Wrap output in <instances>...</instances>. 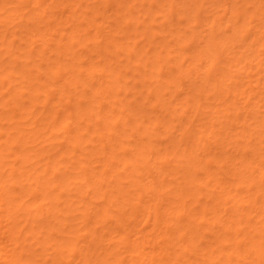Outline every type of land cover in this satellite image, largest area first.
<instances>
[{
	"label": "rangeland",
	"instance_id": "obj_1",
	"mask_svg": "<svg viewBox=\"0 0 264 264\" xmlns=\"http://www.w3.org/2000/svg\"><path fill=\"white\" fill-rule=\"evenodd\" d=\"M4 1V2H3ZM32 1V2H31ZM44 2L43 3H39V4H37V6H36V3H38V2H40V0L38 1V2H36V1H34V0H0V120L4 117V116H6V117H4L3 118V120H1L0 121V170H1V168H2V172L0 171V180L2 181V183H3V180H4V177L5 178H7V180H4L5 182H7V183H9V185H11L10 183H12V186H9L8 184H1L0 185V187H2L3 188V186H5L6 187V189H8L9 188V190H10V193L12 194V192H13V194L12 195H15V196H19V197H14V203H16V201H17V199L19 200V201H17L18 203L20 202L21 203V201H24V202H26L25 204H30V205H39L37 208H34V209H32L31 210V213L29 214L28 212H27V209H26V211H25V208H26V206H25V204H23V206H24V208L22 209V210H17L16 208H17V204L18 203H16V205L14 204L13 206H14V208L16 209V211H15V209H14V211L13 210H11V209H9V211L11 212V214H10V216L8 215V213H7V215H6V213L5 212H7V211H5V212H1L0 213V257H1V262L3 263V259H4V257H5V251H4V249L6 248H9V247H13V245H5V243L6 244H10V242H11V244L13 243L12 241H8L7 240V238H6V234H4V230L7 228V226L9 225V223H10V225H12V224H15V222L16 221H18V225L17 226H19V227H21V226H24V225H26L24 228H23V232H20V234L21 235H23V233H32L31 231L30 232H28V229L31 227V223H34V225H35V222H37L38 224L40 223V224H43V223H47V221H46V218H48V214H46L47 212H45V211H43V209L45 208V207H50V206H52L50 209H52L53 208V210L56 208V209H58V208H64V210L62 211V214H64V215H62L61 216V218L62 219H64L63 221H65V222H68V220L69 221H71V222H75L76 223V221L78 222V220H79V225H77V223L75 224V226L77 225V228H78V226L79 227H81L80 228V230L78 229V230H76L77 228L75 227H73L74 228V233H75V236H79V238H78V240L80 239V241H82L83 239V241L82 242H79V244L80 243H82L83 245L85 244V245H87V242L86 241H88V239H86L87 237H89V234L87 235V233H86V231L88 230V227H89V229H91L92 227H94L95 229L97 228V230L100 228V227H102L101 225H100V223L101 222H97V223H90V222H92L93 221V219L91 220V219H89V221L86 223L87 225H83V226H81L83 223H80V221L82 220V215H80V213H78L77 211H80V208H82L81 209V211L80 212H82V210L84 211V210H86L87 208H88V206L86 207V205H89V204H87V203H90V199L91 198H93V196L91 197V193L92 192H90L91 190H88V188L89 187H92L91 186V183H93V182H91V178H89V180L87 179L86 180V178H85V176H83L82 175V172H78V165H80L81 163V165H83V163H84V165H87V166H89V167H92V166H94V170H99L102 166V164H100L101 162H104V163H106L105 161H107V163H109L108 161H110L112 158H108L107 156L109 155L108 154V152L110 153L111 151H112V153H115V154H113V160H114V162L115 163H112L111 161V163L113 164V165H117V163H119V159H120V154L122 153V150L124 149L123 147H122V144H123V146H124V144H125V146L126 145H128V144H126V143H129V144H132V147L131 148H133V146L135 145L136 146V144H139V142H140V140H142V137H143V140L145 141V142H147V141H150V142H147V143H144V144H148V143H152L153 145H154V147H153V149H154V151H153V149H152V151H147L146 152V155H149V156H151V157H149L150 159H151V161H150V165L152 166V167H154V165L157 163L156 161H158V160H160V159H165L163 156L165 155L166 156V158L168 157V159L169 160H167V161H169V162H167V161H164L163 163V166L162 167H164L163 169H164V171L166 172V175L165 174H163V176H166V177H164V182L163 181H160L161 180V177H160V179H159V177H158V181H160V183H164L163 184V186H159V188L161 189V192H164L163 193V195L162 196H160L161 197V199L164 201V203L161 205L160 204V206H162L161 208H159V210H158V213H160V220H162L164 217H168V216H170V215H164V214H168L167 212H169V210H167L165 213L164 212H162L163 210H165L164 208L166 207V204L168 203V205H169V201L168 200H170V199H172V196H173V199L174 200H178V199H175V197H176V195L174 194L175 192H176V190H175V188L177 189V188H179V185H178V182H179V184L181 185V183L182 182H184L185 181V177L183 176L182 177V175H183V172H181V171H177V168L175 167L176 165H175V160H177V162L178 163H180L181 165H182V163L184 164L185 162V164L187 165V164H190V163H188L186 160H184V157H185V159H186V154H187V152L189 151V149H195V147L194 146H192V137L191 136H195L196 137V128H198V127H200L201 125L203 126L204 125V127H205V124L207 125V127L209 128H213V129H217L216 127H218L219 128V126H220V124L218 123V122H220V119H223V120H225V122H224V124H225V126L222 128V129H224L223 130V132H222V130H220L221 132H220V134H221V136H222V138H224V142L223 141H221V139H220V141H221V143L218 141V140H216V144H217V147H215L213 144L215 143V137H213L212 139H211V143L210 144H212V141H214V143L212 144V145H210V146H208V147H206V148H203V147H201V148H203V149H197V150H195L197 153H199V155L198 156H200V157H204L203 155L205 154V156L207 157L208 156V152L209 153H213V154H215L213 151H215V152H217V154L216 155H218V156H221L222 158H223V156H224V158L223 159H225L226 157L225 156H229L230 155V157H231V155L233 156V155H236L237 154V156H236V159H235V161H234V159L233 160H231V161H233L234 163L236 162V160L239 162V159H241V157H246L245 158V161H244V164H246L247 166H248V163H250V161H252L253 162V164H255V166H257V167H255L256 169H254V171H251L249 174L247 173V175H246V172L245 171H241V173H243V174H241V173H236V176L235 177H237L238 176V178L234 181V175H232V173L231 172H233L234 170H236V169H233L232 168V162H230V161H225L226 162V165H225V163H224V167H222V166H216L215 164H212V165H210L211 167H212V169L213 170H216V171H219L221 174H222V176H224V180H225V182H227L228 181V183H230L231 181V183L233 184V185H231V186H229L230 187V190H231V188H232V190H231V192H230V194H228L227 195V191H229L228 189H225L224 191H221L222 192V194H223V196H222V198L221 197H215L216 196V194H217V192H218V190L217 189H219V188H215V189H212L211 190V192L212 193H210L211 195L213 194L214 196H213V198L212 197H210V195H207L210 191L209 190H207L208 188H210V187H212L213 185H212V183H211V186L210 185H204V188H202L200 191H198V193H196L197 195V197H198V200H196V198L194 199V198H191L188 202H187V205L185 206V204H184V206L181 204V202H182V200L181 199H183V201H185L186 199H188L189 197H190V195H188L187 193H185V190H182L183 191V195H182V197L181 198H179V200L178 201H175V203L176 202H178V205L179 206H177V208L171 213V216L170 217H172V214L174 215L175 213V211H176V213H177V211H178V213L179 212H183V211H185V208L187 209V211L186 212H191V214H192V217H195L196 219H195V224H194V226H196L197 228H200L199 229V231H198V235L200 236H197L198 237V240L196 239V241H197V243H196V249H198V250H196L197 252H198V254H196L195 252H194V250H193V248H190L191 246L189 245V244H187V242H182V241H180L179 242V240H178V243H177V245H179V247L177 246V249H176V251L178 250V249H180V250H178L179 252L181 251V255L183 256L182 258H181V255H180V259H175V264L177 263V264H200L199 262H202V264H211V262H213L212 264H234V263H239V264H249L250 262H247V257L246 258H243L242 256L239 258V262L237 261V259H235L234 258V256H232V255H235V252H232V250H233V247L232 246H234V245H231V247H229L228 245H229V240H233L232 242H234V240L235 241H237V240H242V237H244L245 239L247 238V236L248 235H250V236H255V238H252L253 240H251V241H256V243H258V246H256L257 248L260 246L259 244H261V246H262V244H264V234H262V233H259L258 232V234H256L255 235V233H257V232H253V231H255V230H258L257 228H258V226L262 223L261 221H260V212L259 211H256V210H258V208L256 209L255 207V209H253L254 210V212H252L251 210H252V208H250L249 207V205L248 204H250V202H249V200H248V198H249V196H251L252 194H250L252 191H250L249 189H250V187L248 186V188H247V185H246V180L247 179H254V180H259L260 179V177L261 176H264V153H262V151H264V137H261L260 139L259 138H257L256 140H254V141H252V142H249L248 143V145L246 146L247 147V149H248V151L247 150H245V156H244V154H243V149L242 148H240L241 150L239 151V145H237L236 143L237 142H235V141H237L236 140V138L239 140V141H242L243 139H245L246 137H245V134H247L248 133V129H247V127H244V123L242 122L243 120V117H242V115H240V118L242 117V119H234V117H232V115L233 114H235L236 112H240V111H238V110H242L243 112H245V109L247 108V109H250V108H255V110L257 109V110H262V106H261V104H264V96H261L260 95V88H259V86H256V84L258 83V82H260V83H258V85H260L261 84V82L262 81H264V69H262V71L261 70H259L258 71V69L257 68H255V67H258L259 65L257 64V66L255 65V62L257 61V59H259L260 60V58H261V60H262V57H264V52H261L262 50L261 49H264V48H262V47H264V0H198V3H196L197 1L196 0H121L122 1V3L124 4H122L123 6H122V8H123V10H122V8H121V11H120V8L118 9L119 11H117L116 9H117V6L115 7V4L117 3V1L118 0H77V5L76 6H78V8H77V12H83V9H85V8H87V7H89L88 9H90V7H91V9H92V7H93V13L95 12V14H96V12H98L97 11V6H99V8H100V10H99V14H98V17H94V19H95V21H92V20H94V19H92L91 21L92 22H95L96 24H99V25H101V26H96L95 27V24H92L91 22H90V24H92L91 26H89L88 27V29H86L85 30V28L89 25H87V24H84V25H80V24H77L76 22H77V18H80L79 16H77L76 17V21H75V23L76 24H73L72 22H73V20L71 19V18H69V15H67V14H70L69 13V11H70V9H71V7H72V3H74V1H76V0H43ZM78 1H79V3H80V6H79V4H78ZM120 1V0H119ZM150 1H154V2H152L151 3V7L149 6L150 5ZM171 1V2H170ZM193 1V2H192ZM196 1V2H195ZM33 2H35V5H34V3ZM42 2V1H41ZM31 3V4H30ZM169 3H170V6H169ZM19 4V5H18ZM75 4V3H74ZM73 4V6H75ZM187 4L189 5L188 6V8L187 7H185V6H187ZM194 4V5H193ZM196 4V5H195ZM1 5H5L4 7L3 6H1ZM16 5H17V7H18V9L16 8ZM20 5H22V6H20ZM131 5V6H130ZM15 6V7H14ZM19 6L20 7H22V9L20 8L19 9ZM44 6H46V7H48V9H49V11H48V9L45 7L44 9H47V12H44V15L43 16H45V17H43V16H41V18L40 19H38L37 17H39V15H40V12L42 11V7H44ZM68 6H70L69 8H67ZM85 6H87V7H85ZM94 6H96V7H94ZM134 6V7H133ZM195 6V7H194ZM226 6H228L227 8H228V11L229 10H231V11H234V12H239L240 14V19H239V21H238V19L237 18H235L233 15H231L232 13H230V12H225L226 14H225V16L224 17H222L221 19L220 18H218V19H213L214 18V16H216V15H218V14H224V11H223V9L226 7ZM13 7V8H12ZM24 7V8H23ZM35 7V8H34ZM80 7H81V9H80ZM127 7H132L131 9H129V8H127ZM179 7V8H178ZM181 7H183V8H181ZM191 7L192 8H195V9H191ZM16 8V9H15ZM73 8V7H72ZM94 8H96V11H94ZM109 8V9H108ZM113 8H115V9H113ZM170 8V9H169ZM172 8V9H171ZM180 9V10H178V11H176V10H174V9ZM34 9H35V11H40L39 12V15L35 18L34 16H36L37 15V13L38 12H36V15H33V18H31V16H32V14H35L33 11H34ZM69 9V10H68ZM111 9L112 10H114V12L115 13H119L118 15H117V18L116 19H120V21H124L126 18V20H128V19H130V22L131 23H129L128 25H126V24H122V26H124L123 28H121L120 30L122 31V32H115V34L116 33H121V34H118V35H121V36H118V35H115V37L118 39V37H119V42L120 41H122L121 43V45L119 46V51L117 52V53H119V54H117L116 53V55L117 56H113V57H111V52H113V51H111V50H113V49H109L110 47L112 48V46H110V47H108V49H109V52H107V53H109V54H111V55H107V53H105L106 51H104L103 53H102V51L100 52V50H97V49H100V47H101V45L103 44V46L105 45V43L104 42H101L100 44H97V42H96V38L95 39H92V43L94 44V45H92L93 47H91V44L92 43H88V44H90V47L91 48H93V50L91 51V48L89 47V49H88V47H87V44H85L84 43V46L85 47H87V49H84L83 47H79V45H82V42L80 43L79 41H81V39L79 40H77V38H80L79 36H81L82 37V35H87V33H88V31L90 32V33H88V35L90 34L91 36H92V33H93V38L94 37H96V36H94V32H95V30H97V29H99V27H104L106 24H107V20H110V22L111 23H109L108 22V24H110V26L109 25H106V26H108L109 28L111 27V24L114 26V23H113V20H114V18L112 17L111 18V15H112V11H111ZM148 9V10H147ZM184 11H183V10ZM17 10V11H16ZM21 10V11H20ZM32 10V11H31ZM132 10H133V12H132ZM175 11V12H172V11ZM182 10V11H181ZM186 10H187V12H186ZM19 11V12H18ZM31 11V12H30ZM56 11H57V14H56ZM85 11V10H84ZM126 12L127 11V16L129 15V12L132 14V17H130V18H128L127 16H125V14L126 13H122V12ZM11 12H16L17 14H15V15H13L12 17L11 16H9V17H11V18H9V17H7L8 16V13H11ZM50 12L52 13L51 15H52V17H53V15L54 14H56V15H54V17L52 18H50L49 17V19L50 20H46L48 17H47V15L48 14H50ZM55 12V13H54ZM62 12V13H61ZM71 12V11H70ZM91 12V11H90ZM177 12H178V15H177ZM179 12H180V14H179ZM184 12V14H182V16L184 15H188V16H186V18L184 17V19L183 18H180V16H181V13H183ZM199 12V13H198ZM244 12V13H243ZM21 13H23V15L21 14ZM64 13V14H63ZM86 13V11L85 12H83V14L81 15L80 13V15L81 16H84V14ZM109 13V14H108ZM110 13H111V15H110ZM121 13V14H120ZM172 13V14H171ZM191 13V14H190ZM19 14H20V16H19ZM42 14V13H41ZM47 14V15H46ZM78 14V13H77ZM87 14V13H86ZM85 14V15H86ZM131 14H130V16H131ZM150 14V15H149ZM199 14V15H198ZM7 15V16H6ZM24 16V15H26V16H28L29 15V17H27V22H26V20H23V18H26V16L25 17H22V16ZM31 15V16H30ZM51 15H48V16H51ZM59 15H61V17L59 16ZM65 15H67V19L69 18V19H71V21H70V24H69V22L67 23V20H66V18L64 17ZM74 15H76V14H74ZM88 15V14H87ZM87 15L85 16V18L87 19ZM91 15V14H90ZM107 16V18H106V16ZM108 15L110 16V17H108ZM122 15V18L120 17V16ZM140 15V17H138ZM180 15V16H179ZM195 15H197L196 17H195ZM241 15H243V16H241ZM89 16V15H88ZM112 16H115V14H113ZM147 16V17H146ZM181 16V17H182ZM62 17H64L63 19H62ZM75 17V16H74ZM116 17V16H115ZM142 17V18H141ZM145 17V18H144ZM194 17H195V19H194ZM4 19L3 21H2V19ZM5 18H6V20H5ZM9 20H8V19ZM28 18H30V20H28ZM58 20H57V19ZM84 18V17H83ZM147 18V19H146ZM189 18V19H188ZM199 18H201V19H199ZM233 18H235V19H233ZM11 19V20H10ZM22 19V20H21ZM31 19H35V21H37V20H40L39 22H36L35 23V21L34 20H32L31 21ZM68 19V20H69ZM74 19V18H73ZM113 19V20H112ZM133 19V20H132ZM140 19H141V21H140ZM182 19V20H181ZM186 19V20H185ZM44 20L46 21V22H44ZM65 22H63V21ZM89 19H87L86 20V22L88 21ZM132 20V21H131ZM197 20V21H196ZM199 20V21H198ZM234 20H237V21H234ZM10 21V22H9ZM29 21H31V22H33V23H30ZM48 21L50 22V24H46V23H48ZM83 21H85V19H83ZM107 21V22H106ZM115 21V20H114ZM139 21V22H138ZM234 21V22H233ZM85 22V23H86ZM132 22H133V24H132ZM39 23V24H38ZM42 23H44V25L42 24ZM67 23V25H65ZM88 23H89V21H88ZM122 23H124V22H122ZM142 23V24H141ZM235 23H238V24H235ZM28 24V26L27 27H29L28 29H27V27H25V25H27ZM32 25V27H31V25ZM40 24H42L41 26H39ZM103 24H105V25H103ZM130 24H132V25H130ZM139 24V25H138ZM144 24V25H143ZM150 24V27H147L148 25ZM69 25H71V27L73 26V25H80V27L79 28H83V30H85V33L86 34H83L84 33V31L82 30V29H78V30H76L77 28H78V26H74V28H71V27H69ZM126 25V26H125ZM131 26V28H130V26ZM138 25V26H137ZM236 25V26H235ZM240 25H242L243 27L242 28H240L239 26ZM35 26V27H34ZM37 26H38V28H37ZM47 26V27H46ZM52 26H54V27H52ZM95 28H94V27ZM115 26H116V23H115ZM136 26H137V28H136ZM171 28H170V27ZM43 27V28H42ZM45 27V28H44ZM48 27H50V28H48ZM64 27V28H63ZM65 27H67V28H65ZM77 27V28H76ZM100 28V31L102 32V29L103 30H107L108 32L110 31V33H107L106 32V34H111V28L109 29V28H106V27H104V28ZM140 27V28H139ZM152 27V28H151ZM22 28H24V29H22ZM26 28V29H25ZM30 28H32V29H30ZM71 29V31H69L68 32V30H70ZM114 28V27H113ZM112 28V29H113ZM126 28V29H125ZM144 28H147V29H144ZM150 28V29H149ZM237 28H239L238 29V34L240 35H242V37H240L239 38V41H236V40H233L234 41V43H233V41L232 42H228V43H224L223 41H225L223 38H232V37H234L235 35L232 33V32H234L235 30L234 29H236L237 30ZM30 29V31L32 32H30V34H32V35H30L29 34V30ZM62 29H63V31H62ZM66 29V30H65ZM72 29H74L73 31H72ZM130 29V30H129ZM145 31H144V30ZM151 29H152V31H151ZM154 29V30H153ZM169 29V30H168ZM173 29V30H172ZM4 30V31H3ZM35 30V31H34ZM37 30H39L41 33L43 32V34H42V36H40L41 34H40V32L39 31H37ZM141 30V31H140ZM146 30H149L148 32L146 31ZM180 30H181V33L179 34V32H180ZM183 30H184V32H183ZM76 31H80L79 32V35H77L78 34V32H76ZM83 31V32H82ZM99 30H97L96 31V34L99 36V35H103L104 33H101L100 31L98 32ZM143 31V32H142ZM153 31H154V33H153ZM6 32H8V33H6ZM37 32V33H36ZM62 32H64V33H62ZM69 33V35L71 34V36L70 37H72V35L74 36V38H75V40H77V42L74 44V48H75V50H77L76 49V47L75 46H78V52L77 53H79V56L81 57V58H79V56H77V58L76 59H74V57H75V55H74V57H72V55L70 54V56L73 58H71L68 54V56L70 57H66V58H64L65 60L66 59H72V60H74V61H72V63L71 64H73L74 65V63H75V66L76 67H78V62H80V63H82L83 62V60H84V64L82 63V64H80V67L82 66V68L84 69V71H85V68H84V65L85 66H88V64H89V62H91L92 61V59L94 60L92 63H93V67H92V69L91 70H89L88 71V68L90 67V64H89V67L88 68H86L87 69V71H83L84 73H82L83 74V76L81 77V76H79L78 77V79L79 80H81V78H86V80L85 79H82L84 82H81V85L83 86V83L85 84V81H86V86H85V89L83 90V88H82V86L80 85V83H78V81L77 82H73V81H70L69 82V84L71 83V82H73V83H75L73 86H74V88H73V86L71 85L70 87H68L69 86V84H68V86H67V84L65 85V84H62V79H60V77L61 78H63V77H67V74L69 73L68 71V73L67 72H65L66 73V75H64L65 73L63 72V71H61V70H59V64L60 65H62L63 64V62L65 63V60L62 58V57H60L61 56V52H63V48H65V44H61V43H66L67 44V42H68V40H69V38L70 37H66L65 36V33ZM73 34H72V33ZM76 32V33H75ZM98 32V33H97ZM140 32V33H139ZM143 34H142V33ZM218 32V33H217ZM3 33H4V35H3ZM6 33V34H5ZM36 33V34H35ZM40 35H39V34ZM68 33L66 34L67 36H69L68 35ZM75 33V34H74ZM113 33H114V31H113ZM132 33V34H131ZM24 34H25V37H24ZM60 34H62V35H60ZM106 34H104V36H105V38L107 39V38H109L110 39V37H108V35H107V37H106ZM147 34V35H146ZM153 34V35H152ZM187 34V35H186ZM212 34L213 35H215L216 36V38L219 40L220 39V42H218L217 43V46H216V50L214 49V53L216 54V53H218V54H216V57H217V55H219L215 60H213L212 59V62L213 61H215V62H213L214 64L212 65V63H210V61H211V59L209 58V56H207V54H206V52L203 50V52H205L204 54L203 53H199V51H197L198 49H197V46H198V48L200 47L199 45H202L203 46V43L205 42L204 41V39L202 40V38H207L206 39V42H208V40H209V38H210V36H212ZM231 34V35H230ZM6 35V36H5ZM38 35V36H37ZM45 35V36H44ZM77 35V36H76ZM149 35V36H148ZM180 35V36H179ZM186 35V36H185ZM207 35V36H206ZM30 36V37H29ZM32 36V37H31ZM34 36L38 39V41H36L37 39H35L34 38ZM40 36V37H39ZM66 37V39H68V40H66L65 38H63V37ZM83 36L84 38H87L88 36ZM148 36V37H147ZM174 36V37H173ZM189 36H191V37H189ZM200 36V37H199ZM201 36H203V37H201ZM223 36V37H222ZM30 39H32L33 38V40H29V38ZM42 37H44V38H49L48 39V41H47V39H45V40H40L39 38H41V39H43ZM52 37V38H51ZM60 37V39H57V38H59ZM82 37V40L84 39ZM91 37V38H92ZM102 37V36H101ZM144 37H146L145 38V40H144ZM219 37H222V38H219ZM91 38H89V40H91ZM103 38V39H102ZM101 39H100V37H98V39H100V41L101 40H104L105 38L104 37H102ZM148 38H149V40H148ZM151 38V39H150ZM179 40H178V39ZM188 38V39H187ZM190 38H194L193 39V41H192V39H190ZM198 38V39H197ZM199 38H201V40L203 41V43H202V41L200 42V39ZM235 38H236V36H235ZM234 38V39H235ZM50 39H53L54 41H50ZM67 41V42H63V41H65V40ZM71 40L73 39V37L72 38H70ZM117 39H115V41L116 42H118L117 41ZM176 39V40H175ZM181 39H183V40H185V41H187V40H190V41H192V42H190V41H187V42H189V45L191 44V46L190 47H188L187 49H188V51L187 50H185L184 49V51L183 50H181L180 48H178V49H175L174 50V48H177L176 46L177 45H179L181 42L183 43V40H181ZM222 39H223V41H222ZM7 40V41H6ZM55 40H58V47L59 48H57V43L55 42ZM70 40V41H71ZM88 40V41H89ZM140 40V41H139ZM181 40V41H180ZM199 40V41H198ZM22 41V42H21ZM32 41V42H31ZM41 41V43H38V42H40ZM45 41V42H44ZM47 41V42H46ZM50 41V42H49ZM59 41H61V42H59ZM70 41H69V43H70ZM85 41V40H84ZM83 41V42H84ZM96 42V45L97 46H99L98 48H97V46L95 45V42ZM99 41V40H98ZM180 41V42H179ZM195 41H196V44L195 45H193L194 43H195ZM8 42V43H7ZM13 42V43H12ZM53 42V43H52ZM72 42V41H71ZM87 42V41H86ZM139 42V43H138ZM144 42V43H143ZM149 42V44L147 45V43ZM161 42V43H160ZM194 42V43H193ZM15 43V44H14ZM68 43V44H69ZM74 43V41L72 42V44ZM78 43V45H76ZM99 43V42H98ZM136 43V44H135ZM156 43H159V44H161V45H159V44H156ZM179 43V44H178ZM10 44H12L13 45V47H12V45H10ZM52 44H53V47L52 48H54V49H52V48H47V47H45L44 45H46V46H52ZM60 44H61V48H62V51H60L61 49H60ZM137 44H138V46H137ZM144 44H146V45H144ZM198 44V45H197ZM7 45H9V46H7ZM38 45V46H37ZM56 45V46H55ZM143 45V46H142ZM155 45V46H154ZM158 45V46H157ZM163 45L166 47H164L163 49V51H161V53H159L158 51L159 50H157V47H158V49H161V47H163ZM197 45V46H196ZM219 45V46H218ZM37 46V47H36ZM41 46H43V48L41 47ZM50 46V47H51ZM55 46V47H54ZM70 46H71V43L67 46V48L69 47L70 48ZM96 46V47H95ZM102 46V47H103ZM145 46V47H144ZM149 46V47H148ZM151 46H153L152 48H150ZM161 46V47H160ZM168 46V47H167ZM192 46H194V47H192ZM204 46H205V44H204ZM203 46V47H204ZM12 47V48H11ZM21 47V48H20ZM23 47V48H22ZM36 47V48H35ZM41 47V48H40ZM44 47L45 48H47V50H44V51H46V52H44L43 51V49H44ZM72 47H73V45H72ZM71 47V48H72ZM94 47H95V49H94ZM128 47V48H127ZM160 47V48H159ZM173 47V48H172ZM212 47V46H211ZM17 48H19V51H18V49ZM30 48H32V50L30 49ZM35 48V49H34ZM58 50H57V49ZM68 48V50H70ZM74 48H72V50H71V52L73 51V49ZM79 48H80V50H79ZM97 48V49H96ZM141 48V49H140ZM149 48V49H148ZM171 49L172 51H169V50H167L168 51V54H169V56H171L172 58H171V60H167V61H165L166 59H167V51H165L166 49ZM9 49V50H8ZM29 49V50H28ZM36 49H40V51H41V49H42V56L40 55V54H38V53H41L40 51H37L38 53H36ZM48 49H52V50H49L48 51ZM84 49V50H83ZM103 48H101V50H102ZM128 49H130V51L128 50ZM140 50L139 51V53H138V51H136V50ZM146 49H147V51L148 50H151V51H148V52H146ZM201 48H199V50H200ZM56 50H57V52H59V54L56 52ZM67 50V49H66ZM141 50H143L142 52H141ZM217 50H218V52H217ZM245 50H246V52H245ZM261 50V51H260ZM22 51V52H21ZM30 51V52H29ZM52 51H55V52H52ZM80 51V52H79ZM93 51H94V53H93ZM98 51V52H97ZM126 51H128L129 53L127 54V52ZM135 51V52H134ZM185 53V56H184V53ZM185 51H187V52H185ZM193 51V52H192ZM196 53H195V52ZM48 52H50V54H48ZM70 52V53H71ZM133 52V53H132ZM153 52V53H152ZM157 52V53H156ZM197 52H198V54H197ZM259 52H261V53H259ZM25 54V55H23V54ZM32 53V54H31ZM45 53V54H44ZM73 53H74V51H73ZM81 53H83L85 56H83V54L81 55ZM93 53V54H92ZM97 53V54H96ZM103 54V56H101L102 54ZM107 56H109V57H107L106 58V55ZM130 53L132 54V55H134V56H132L131 57V55H130ZM143 53V54H142ZM183 53V54H182ZM244 53V54H243ZM30 54V55H29ZM34 54V55H33ZM36 54V55H35ZM52 54V55H51ZM56 54H58V56H59V58L57 57V55ZM121 54V55H120ZM140 54H142V55H140ZM146 54H147V56H146ZM156 54V55H155ZM162 54V55H161ZM166 54V55H165ZM178 56H177V55ZM180 54V55H179ZM188 54H190V55H188ZM197 56H196V55ZM200 54V55H199ZM201 54H203L202 55V57H201ZM206 54V55H205ZM14 55V56H13ZM23 57V59H21L22 57ZM41 56V58H36V56L38 57V56ZM45 56V59H44V56ZM47 55H49V56H47ZM54 55H56V56H54ZM87 55H88V57H87ZM98 55H99V57L101 56V58L103 57V61H102V63H99V62H101L100 60V58L98 57ZM114 55V54H113ZM138 55V56H137ZM144 55H145V57H144ZM152 55V56H151ZM154 55V56H153ZM165 56L164 57V62H168V63H166L165 64V68L167 69L166 71H165V68L162 70V75L161 74H159V76H161V77H159L158 76V74H156L157 72H155V71H157V70H159L157 67H158V64H159V59L157 60V58H158V56ZM198 55H199V57H201V58H197L198 57ZM205 55V56H204ZM243 55V56H242ZM245 55H247V56H249V57H246ZM15 56L17 57V56H20V57H18L17 59L15 58ZM29 56V57H28ZM53 56V57H52ZM32 57V58H31ZM42 57H43V59H42ZM46 57H48V58H46ZM64 57V56H63ZM94 57H96L95 59H94ZM134 57H137V58H134ZM139 57H140V59H139ZM142 57H143V59H142ZM150 57V58H149ZM179 57V58H178ZM186 57V58H185ZM190 57V58H189ZM195 57V61L197 60V62H193V58ZM256 57H257V59H256ZM20 58V59H19ZM28 58V59H27ZM52 58V59H51ZM78 58L79 59H82L81 61H78ZM86 59V61H85V59ZM89 60H88V59ZM98 58V59H97ZM109 58H110V60L111 61H113V60H117V64H115V62H113V66H115V68L116 67H118V69H120V71H121V73H122V70L124 71L123 72V78H122V76H121V80H119L118 82H119V84H121L122 85V83L121 82H123V86L125 87V89H124V87L123 86H121V85H118V83H117V85H118V87L120 86L121 88H120V90H119V93H117L118 92V87H117V91L115 92L114 91V94H115V96H113V98H109L111 101H109V99L107 98V100H105L104 98V94L103 93H101L102 92V89L107 85V84H104L105 82H107V81H105L104 79H105V77L106 78H108L107 76H105L106 75V73H104V71H103V69H105V67H106V65H108V66H110L111 67V70L113 71H110L111 73H113L114 74V72L116 73V71L118 70L117 68L115 69L114 67H113V69H112V65H109ZM113 58V59H112ZM166 58V59H165ZM212 58V57H211ZM219 58V59H218ZM25 59H27L26 61H25ZM31 59V60H30ZM41 59V60H40ZM46 59H48V61L46 60ZM51 59V60H50ZM56 59H59V60H56ZM97 59V60H96ZM107 59V60H106ZM131 59V60H130ZM136 59V60H135ZM174 59V60H173ZM179 59H180V61H179ZM208 59V60H207ZM210 59V60H209ZM217 59H218V61H217ZM246 59H248V61L246 60ZM23 60V61H22ZM30 60V61H29ZM33 60H35V61H33ZM42 60H44V61H46L45 63H47V64H50V63H48V62H53V64H52V62H51V64L53 65V67L51 68L52 70H47V68H46V65L47 64H45V63H43V64H45L44 65V67H43V65L42 66H40L41 64H40V62H44V61H42ZM50 60V61H49ZM55 60L56 61H58V62H55ZM77 60V61H76ZM109 60V61H108ZM143 60V61H142ZM144 60H145V62H144ZM148 60V61H147ZM260 60V61H261ZM17 61H18V63H17ZM28 61V62H27ZM34 62V63H31V62ZM38 61V62H37ZM68 60H66V62H67ZM88 61V62H87ZM95 61H97V63L101 66H103V69H102V66H101V68H100V66L99 65H97V66H95ZM99 61V62H98ZM108 61V62H107ZM127 61H130V63L128 62L127 63ZM249 62V65H248V67H247V65L245 66V64L247 63V62ZM69 63H70V60L68 61ZM74 62V63H73ZM95 62V63H94ZM104 62V63H103ZM139 62V64H137ZM142 62V63H141ZM189 62V63H188ZM192 63V65H193V63H194V65H196V69L194 68V66L193 67H191V69H193V70H191L190 69V67L189 66H187V64L189 65L190 64V66H191V63ZM24 63V64H23ZM69 63H67V64H69ZM123 64V66H122V64ZM145 63V64H144ZM146 63H147V65H146ZM156 63V64H155ZM174 63H176V64H181V68H183L180 72H177V69L175 68V67H173V68H175V69H170V67H169V65L170 64H174ZM182 63H184V64H182ZM22 64V65H21ZM27 64H28V66H27ZM30 64H31V66H30ZM110 64H112V62H110ZM115 64V65H114ZM125 64H126V66H125ZM128 64V65H127ZM145 66H144V65ZM155 65V67L153 68V67H151V66H153V65ZM209 64V65H208ZM210 64H211V66H210ZM39 65V66H38ZM55 65H56V67H55ZM104 65H105V67H104ZM120 65H121V68H120ZM131 65V66H130ZM139 65V66H138ZM140 65H141V67H140ZM241 65H242V67H241ZM251 65H252V67H254L255 69H253V68H251ZM262 65H264V63H262L259 67L260 68H262L261 66ZM32 66H37V67H39L38 69L39 70H42L41 71V73H39V71L37 72V70H33L34 68H29V67H32ZM99 66V67H98ZM125 66V67H124ZM129 66V67H128ZM133 66V67H132ZM138 66V67H137ZM157 66V67H156ZM166 66H168L169 67V71H168V67H166ZM230 67V71L228 70H226V68L227 67ZM244 66V67H243ZM48 67V66H47ZM97 67L99 68V69H102L101 71H103V72H97L98 70H96L97 69ZM109 67V68H110ZM136 67V68H135ZM188 68V71H186L187 70V68ZM241 67V68H240ZM9 68L11 69L10 70V72H9ZM20 68V69H19ZM42 68H44V69H42ZM58 68V69H57ZM65 69V71L68 69L67 67V69L65 68V66H63L62 65V69ZM93 68H94V70L96 71H94L93 72ZM123 68H127L128 70H129V72H127V74L125 73V69H123ZM157 68V69H156ZM259 68V69H260ZM24 69V70H23ZM28 69H32V70H28ZM61 69V68H60ZM107 69H108V67H107ZM106 69V71L105 72H107V74H108V70ZM136 72V74L134 75L133 73H134V71ZM147 69V70H146ZM150 69H152L153 70V72L152 71H150ZM186 69V70H185ZM190 69V70H189ZM257 69V72L255 71ZM23 71V74L26 72L28 75H31V73L32 74H35L36 75V73H37V77H38V81H43L44 83H46V81L45 80H47V83L45 84V86H46V88L49 90H46L47 92V98L44 96V97H42L44 94H43V92H42V90L45 88H42V90L40 89V91L42 92L41 93V95H40V97H38L37 95H36V98H35V95H33V94H31L30 92H27V91H30V90H28V88L30 87L27 83L28 82H26V79L28 80V78L27 77H22L21 76V74H22V71ZM54 70V71H53ZM61 71V73H59V72H55V71ZM69 70V69H68ZM116 70V71H115ZM142 70V71H141ZM172 70V71H171ZM184 70L186 71V72H188L189 74H190V72L189 71H191L192 73H191V75H188L187 73H185L184 72ZM29 71V72H28ZM48 71V72H47ZM50 71H52V73L54 72V73H57L59 76L57 77V78H55V76L56 75H54L53 77H52V74H50ZM91 71V73H89ZM133 71V72H132ZM142 73H141V72ZM164 71V72H163ZM197 71V72H196ZM225 71H227V72H225ZM252 71H255L254 73V75L252 74ZM45 72H47V73H45ZM137 72H139V73H137ZM219 72H221V73H219ZM259 72V73H258ZM8 73V74H7ZM19 75H18V74ZM44 73V74H43ZM89 73V74H88ZM102 73V74H101ZM125 73V74H124ZM130 73V74H129ZM143 73H145V74H143ZM179 73V74H178ZM199 73V74H198ZM222 73H226L227 74V76H234L236 79H240V78H244L243 79V81H241L240 82V85L238 86V89H236L235 90V92H238V91H240V90H244V95L246 96V97H248L249 96V94H253V93H255L254 91H256V89H258L259 88V92H257L255 95L256 96H254V98L250 101V103H248V104H246V105H244L245 103V101L244 100H246L245 99V97H240L239 95V97L238 96H236V98H235V96H233V94L234 93H230L229 92V94L227 93V92H223L224 93V99L223 100H225L226 99V102H227V104H228V107L227 108H230V109H227V111H228V113H231L232 115H230L231 117H229V116H223V115H221V117L220 116H218V115H220V114H222V112L220 113H215V114H213V116H214V118H211V117H213L212 116V113H214L213 112V110L215 111L216 110V108H219V109H221L223 106H221L220 105V100H222L221 99V96H220V94H219V97H218V93H216V87H214V84L215 83H218V81H221V78H220V74H222ZM12 74V75H11ZM39 74H40V78H39ZM49 74V75H48ZM60 74H61V76H60ZM81 74V75H82ZM92 74H94L93 76H92ZM151 74V75H150ZM166 74H168V75H166ZM197 74H198V77H197ZM209 74H211L210 76H209ZM251 76H250V75ZM257 74V75H256ZM5 75V76H4ZM48 75V76H47ZM88 75H89V77H88ZM91 75V76H90ZM100 75H102V76H100ZM144 75L146 76L147 75V78L148 79H145V77H144ZM157 75V76H156ZM178 77H177V76ZM196 75V76H195ZM201 75H203V77L201 76ZM208 75V76H207ZM148 76H150V77H148ZM152 76H154L153 78L154 79H152L151 77ZM174 77V78H171V77ZM196 78H195V77ZM201 76V77H200ZM205 76H206V78H205ZM249 76V78H246V77H248ZM2 77H5V78H2ZM12 77V78H11ZM42 77V78H41ZM46 77V78H45ZM49 77V78H48ZM102 77H104V78H102ZM144 77V78H143ZM163 77H166V78H164V80L166 79V80H169V81H171V80H173L172 81V83H170L169 85L171 86H165L164 84L165 83H163L162 81L163 80H161V79H163ZM180 77V78H179ZM259 79H258V78ZM8 78H11L10 79V81H9V79ZM21 78V79H20ZM53 78H55V79H53ZM94 78V79H93ZM127 79V80H124V79ZM150 78H151V80H150ZM159 78H161V79H158ZM193 78H195L197 81H196V83L198 84H200L201 83V81H202V83H204V85H205V83L207 82V84L205 85V87H202L203 86V84L201 83L200 85H201V88L198 86V88L200 89V91L198 92V95H197V97H196V95L194 94V93H196V92H194V91H192L191 92V90L188 92V90L190 89V87H189V84H191V79H193ZM200 80H199V79ZM255 78H257L256 79V81H255ZM5 79V80H4ZM17 79H18V81H17ZM20 79V80H19ZM53 79V80H52ZM88 79V80H87ZM104 80V82H102L103 80ZM143 79H145L144 81H143ZM171 79V80H170ZM203 79V80H202ZM4 80V81H3ZM8 80V81H7ZM13 80V81H12ZM24 80H25V82H24ZM100 80H102L101 82H100ZM134 80H136L135 82H138V84H136V83H134ZM138 80H140V81H138ZM148 80V81H147ZM155 80H157V81H155ZM178 80H180V81H178ZM2 81V82H1ZM17 83H16V82ZM63 81H64V79H63ZM98 81H99V83H101L100 85L102 86V84H104L103 86H102V89H101V91H99L98 92V90L100 89L99 88V86H98ZM129 81V82H128ZM146 81V82H145ZM154 81V82H153ZM211 81L212 82V84L213 85H211V83H209V82ZM228 81V80H227ZM258 81V82H257ZM4 82L6 83V84H4ZM92 82V83H91ZM126 82H127V85H126ZM225 82L226 81H222V84H223V86L222 87H225ZM60 83H61V85H60ZM76 83H78V85L76 84ZM133 83L134 84H136L137 86H135V85H133ZM150 83V84H149ZM4 84V86L2 87V85ZM12 84V85H11ZM24 84V85H23ZM48 84V85H47ZM125 84V85H124ZM162 84V85H161ZM172 84V85H171ZM198 84V85H199ZM220 84V83H219ZM6 85H7V87H6ZM10 85V86H9ZM18 85V86H17ZM60 85V86H59ZM62 85H65L64 87L62 86ZM75 85H77V86H75ZM80 85V86H79ZM255 85V86H254ZM262 85H264V83H262L260 86H262ZM15 86V87H14ZM21 86V87H20ZM140 86V87H139ZM159 86H161V87H159ZM163 86V87H162ZM195 86H197L196 84H195ZM253 86L254 87H257L256 89L255 88H253ZM13 89H12V88ZM25 87V88H24ZM28 87V88H27ZM78 87V88H77ZM92 87V88H91ZM122 87H123V89H122ZM130 87V88H129ZM144 88V91L143 92H139V90H141L140 88ZM262 87H264V86H262ZM9 88H11V90L9 89ZM45 88V89H46ZM57 88V89H56ZM59 88H60V90H59ZM61 88H63V89H61ZM64 88H66V90H64ZM80 88V89H79ZM86 88H87V90H86ZM95 88H99V89H96L95 90ZM129 88V89H128ZM131 88H134V90H135V93H133L134 91H132V89ZM154 88H156V89H154ZM176 88V89H175ZM15 89V90H14ZM20 89H22L21 91H20ZM27 89V90H26ZM44 89V90H45ZM68 89V90H67ZM71 89V90H70ZM77 89L79 92H77V93H79V95H78V97L81 95V97H79V98H77L76 96H77V94H76V91L75 90ZM138 90V93H136L137 92V90ZM151 89H153V94L152 95H150L149 97H148V92H149V90H151ZM175 89V90H174ZM203 89V90H202ZM230 89H232L231 87H230ZM234 89V88H233ZM5 90H7L6 92H4ZM58 91V92H53V91ZM62 90H64V92L66 93H62V94H64V96H66V98L62 95V94H59L60 92H62ZM80 90H83V92L82 91H80ZM86 90V91H85ZM91 90H92V92H91ZM97 92V94H98V98L96 97V100H97V102H98V99H102V100H99V102H98V104L100 103V102H102L103 100V105L100 103V106L102 107V109H101V107L99 106V107H97V108H100L99 110L100 111H98V109H95V107L96 106H94V108L92 107V112L94 111L97 115H98V113H97V111L98 112H100L99 113V115H98V117H97V115L95 116V113H94V115L93 116H95V117H97V118H100V119H97V120H99L98 121V123H96L95 121H94V124H93V120H95V118L92 120L91 118L90 119H88L87 117H86V115H85V117L86 118H84V114L86 113L85 111L86 110H84L87 106V102L86 101H80L79 99L81 98V100H86V97H88V98H90V96H91V98L93 97L92 95L93 94H91V93H93V92H95V91ZM143 90V89H142ZM156 90H158V93L156 94ZM202 90V91H201ZM262 90H264V89H262ZM10 91H12V93H10ZM21 92V93H18V92ZM52 91V92H51ZM67 91L69 92V95H71L72 94V96L74 95V94H76L75 95V97H72V96H70V98H69V95L67 96ZM132 91V92H131ZM152 91V90H151ZM161 91V92H160ZM258 91V90H257ZM24 94H23V93ZM82 92V94H80ZM86 92V95L87 96H83L82 97V95H83V93H85ZM88 92V93H87ZM194 92V93H193ZM15 94L13 97H12V94ZM27 95H26V94ZM45 93V92H44ZM45 93V94H46ZM49 93H51V94H49ZM53 93V94H52ZM71 93V94H70ZM89 93L91 94V95H89ZM132 93H133V95L135 96V95H139V96H137L136 97V99L134 100V102L135 103H133L132 105L130 104L129 105V101L131 100V99H133V95H132ZM216 93V94H215ZM9 94V95H8ZM11 94V95H10ZM96 94V93H95ZM155 94V95H154ZM26 95V96H25ZM34 97H33V96ZM57 95H61L60 96V98L59 97H55V99H52V98H54V96H57ZM85 95V94H84ZM102 95H103V97H102ZM158 95V96H157ZM194 95V96H193ZM262 95H264V94H262ZM23 96V97H22ZM31 96V97H30ZM102 98H101V97ZM10 97H11V99H10ZM51 97V98H50ZM100 97V98H99ZM194 97V98H193ZM195 97L198 99L197 100V102L198 103H202V105H201V109L200 108H194V102H195ZM12 98H14V100L12 101ZM34 98V99H33ZM57 98V99H56ZM84 98V99H83ZM8 99H10L11 100V102H9V100ZM31 99V100H30ZM47 99H49L48 101H49V103H47L48 101H47ZM60 99V100H59ZM112 99H116L117 100V102L115 103V102H113L112 101ZM194 99V100H193ZM7 100V101H6ZM53 100L54 101H58L59 103L61 102V104H59L58 102L56 103V104H53V106H52V102H53ZM67 100V101H66ZM77 100H78V102L80 101L81 103L80 104H85V105H81V107H80V104L77 102ZM15 101V102H14ZM47 101V102H46ZM74 101V102H73ZM75 101L77 102V103H75ZM107 101V102H106ZM6 102H8V104H6ZM12 102L13 103H15V105H17V103H18V107L17 106H15L16 108H18V109H16V108H14L13 106L14 105H11L12 104ZM72 102V103H71ZM86 102V103H85ZM108 102H110V104L108 103ZM112 102V103H111ZM55 103V102H54ZM96 103V102H95ZM141 103H142V106H141ZM47 104L49 105V106H47ZM77 104H78V107H80L79 108V110H76V107H77ZM97 104V103H96ZM134 104H137V105H139V107H140V111H138L137 112V114H135L136 115V117H138L141 113H143L144 114V116L143 117H141V116H139V118H138V122L140 123V126H143V125H145V124H148V122H150L151 123V125H155V123L157 124L158 122L157 121H159L160 120V122L159 123H161L160 125H158V127H156V128H154V129H152V132H150L151 134H148V135H146L145 133V135H141V136H139L140 135V132H135V134L133 135L132 134V136H131V134H130V136L128 135L131 131H133L134 129H125V135L123 136V140H121V139H119V137L117 138V137H115L116 136V134L115 133H117V131L119 130V128L122 130V126H121V122L120 121H122V120H120L119 122H118V124L117 125H115L116 126V128H115V126H114V124L112 123V126L114 127V132L115 133H113V131H112V134L111 133H106L105 134V132H106V129L104 128V125H103V120H102V114H103V112L105 111L106 112V110H108L109 112H110V114H111V116H113V115H115V116H113V117H115L116 118V115L118 116V115H121V116H124V113H126L127 115L130 113H136V107H134ZM154 104V105H153ZM187 104H188V106L189 105H191V107H188L187 106ZM46 105V106H45ZM76 107H75V106ZM110 105H112V106H110ZM126 105H128V106H126ZM144 105V106H143ZM151 105L153 106V109L152 110H150L149 108L151 107ZM220 105V106H219ZM23 106V107H22ZM55 106V107H54ZM56 106H57V108H56ZM85 108H84V107ZM110 106V107H109ZM122 106V107H121ZM185 106V107H184ZM193 106V107H192ZM244 107L245 109H242V107ZM257 106L259 107V108H257ZM20 107V108H19ZM23 109H22V108ZM33 107V108H32ZM46 107V108H45ZM48 107H49V109H48ZM51 107H52V109H51ZM61 109H60V108ZM68 107H70V108H68ZM149 107V108H148ZM188 107V108H187ZM234 107H236V108H234ZM25 108V109H24ZM34 109L35 108V110H33V111H35L34 113H33V111L32 110H30V109ZM44 108V109H43ZM54 108V109H53ZM122 108V109H121ZM41 109H42V111H41ZM51 109V110H50ZM57 109V110H56ZM65 109H67V111L65 110ZM81 109H83V111H84V114H82L83 115V117L81 118V116L78 118V116L80 115H77L76 114V111L77 112H80V110ZM89 109L90 108H88V111H89ZM110 109V110H109ZM114 109V110H113ZM186 109V110H185ZM21 110H22V112H21ZM30 111V113H27L28 111ZM56 112H55V111ZM71 110V111H70ZM91 110V109H90ZM141 110H142V112H141ZM185 110V111H184ZM222 110V109H221ZM254 110V109H253ZM253 111V112H256V114L254 113V115L253 116H256V117H252V118H250L248 121H247V123L248 122H251V121H254V120H256V119H258L259 120V122H261L260 120L262 119V117H264V116H259V113H257L258 111ZM32 111V112H31ZM39 111H40V113L42 112V115H45V117L44 116H42V115H40V113H39ZM47 111V113L48 114H44L45 112ZM54 111V112H53ZM59 111V112H58ZM64 111L67 113V115H64ZM75 111V112H74ZM113 111V112H112ZM124 111V112H123ZM223 111V110H222ZM12 112H13V114H12ZM51 112H52V114H54L55 115V113H57L56 114V116H58V118L56 117V116H54L53 115V117H51ZM108 112V113H109ZM140 112V113H139ZM146 112V113H145ZM172 112H173V114H172ZM243 112H240V114H243V116H244V114H246V113H243ZM260 112V111H259ZM8 113V114H7ZM22 113V114H21ZM24 113V114H23ZM33 113V114H32ZM38 113H39V115H38ZM60 115H59V114ZM69 113H71L70 115H68ZM73 113V114H72ZM203 113V114H202ZM261 113V112H260ZM262 113H264V112H262ZM15 114H16V116H15ZM32 114V116L31 117H29L30 115ZM35 114V115H34ZM51 114V115H50ZM77 116H76V115ZM109 114V115H110ZM129 114V115H130ZM217 114V115H216ZM9 115V116H8ZM12 115H14V116H12ZM33 115H34V117L35 116H37V117H35V118H38V116H40L39 117V119H36V120H34L35 118L33 117ZM64 115V116H63ZM73 115V116H72ZM75 115V116H74ZM104 115V114H103ZM126 115V116H127ZM145 115H146V117H145ZM172 115H174V119H171L170 121H169V126L171 127V126H174V127H172L171 128V130L170 131H166V125H163L162 123H164L166 120H167V118L168 117H171ZM261 115V114H260ZM262 115H264V114H262ZM93 116H92V118H93ZM110 116V117H111ZM202 117V119H201V117ZM234 116V115H233ZM49 119H48V118ZM56 117V118H55ZM75 117V118H74ZM113 117L112 118H109V119H113ZM24 119V120H22V119ZM34 118V119H33ZM141 118H142V120H141ZM260 118V119H259ZM43 119H45V120H43ZM51 119H52V121H51ZM55 119V120H54ZM108 119V120H109ZM117 119H118V117H117ZM143 119H145V120H143ZM149 119V120H148ZM17 120H19V121H17ZM32 120H33V122H32ZM42 120H43V122H42ZM55 121V123H53L52 124V122H54ZM111 120H109V121H111ZM140 120V121H139ZM226 120H228V121H226ZM20 121H21V123H20ZM36 121V122H35ZM37 121H39V122H37ZM57 121V122H56ZM113 121V120H112ZM131 121H132V119H131ZM231 121V122H230ZM42 122V123H41ZM45 122H47V123H45ZM89 122H91V123H89ZM100 122V123H99ZM43 123H45V124H43ZM51 123V124H50ZM95 123L97 124V126H95V127H98L99 129H97V130H94V125H95ZM127 123H130V120L127 122ZM214 123V124H213ZM218 123V124H217ZM221 123V122H220ZM70 124V125H69ZM87 124L88 125H91V126H89V128H93V130H94V132H92V131H90L91 129H89L88 127H87ZM17 125V126H16ZM45 125V126H44ZM63 125H66V127H68V128H66L65 126H63ZM68 125V126H67ZM119 125V126H118ZM184 125H186V126H189L188 127V132H186V136H183L184 134H183V129L182 128H184ZM210 125H212V126H214V127H211ZM246 125V124H245ZM51 126V127H50ZM76 126L78 127V128H76ZM117 126H118V128H117ZM121 126V127H120ZM228 126V127H227ZM15 127V128H14ZM19 127V128H18ZM43 127H45V128H43ZM47 127V128H46ZM76 129V133H78V135H79V133L80 132H82L79 136L81 137H78V135H77V138H79V139H81V140H83V144L81 143L80 144V146L79 147H76L75 149H73V147H71V146H68V141L70 140L71 141V139L72 138H70V136L72 137V133H74L73 131H74V128ZM100 127H102V129L100 128ZM113 127L111 128V127H109V128H111V129H109L107 132H109L110 130H112L113 129ZM70 128V130L72 129L73 131H72V135L69 133V132H71L70 130H69V134H70V136L69 135H66V133H67V130L66 129H69ZM87 128H88V130H87ZM104 128V129H103ZM209 128V129H210ZM9 129V130H8ZM64 129V130H63ZM81 129V130H80ZM15 130H16V132H15ZM18 130H19V132H18ZM23 130H24V132H27V133H31L30 134V137H29V139H28V137L26 138L25 136L27 135L28 136V134L26 133V135L24 134V132H23ZM41 130V131H40ZM66 130V131H65ZM77 130H79V131H77ZM85 130V131H84ZM38 131V132H37ZM40 131V132H39ZM102 131L104 132V134H105V136H104V134L102 133ZM141 131V130H140ZM227 131V132H226ZM261 131L262 132H264V127H261ZM4 132V133H3ZM22 132H23V134H24V137H22L23 136V134H22ZM64 132V133H63ZM85 132H86V134H85ZM182 132V133H181ZM192 133V134H190V133ZM196 132V133H195ZM5 133H8V135L6 134L5 135ZM16 133V134H15ZM33 133H34V135H33ZM142 133V132H141ZM75 134V133H74ZM85 134V135H84ZM101 134H103V136L104 137H101L100 135ZM114 134H115V136H114ZM182 134V135H181ZM189 134H190V136H189ZM12 135V136H11ZM14 135V136H13ZM21 135V138L22 139H20L19 140V138L17 137V136H20ZM33 135V136H32ZM38 135H39V137H38ZM64 135H66L67 137H69V138H67V137H65ZM198 135V134H197ZM8 136H10V137H8ZM64 136V137H63ZM73 136H75V135H73ZM83 136H84V139L85 140H87L88 139V144L87 143H85V140L83 139ZM113 136V137H112ZM145 136V137H144ZM188 136V137H187ZM193 136V138H195ZM226 136V137H225ZM6 137H7V139H9V143H5V141L7 140L6 139ZM62 137V138H61ZM147 137V138H146ZM189 137H191V139H189ZM13 138V139H12ZM18 138V139H17ZM32 138H34V140L32 139ZM104 138V139H103ZM243 138V139H242ZM5 139V140H4ZM16 139H17V141H16ZM67 139H69V140H66ZM214 139V140H213ZM23 140V141H22ZM233 140V141H232ZM10 141H11V143H10ZM28 141V142H27ZM69 141V142H70ZM218 141V142H217ZM5 143V145H4V143ZM16 142V143H15ZM19 142V143H18ZM20 142H21V144H20ZM235 142V143H234ZM255 142H256V145L254 146V148H252L253 147V145L255 144ZM24 143H26V144H24ZM239 143V142H238ZM1 144H3V145H1ZM13 144V145H12ZM24 144V145H23ZM112 144V145H111ZM209 144V143H208ZM237 146H236V145ZM17 145H19V146H17ZM65 145V146H64ZM87 145V146H86ZM218 145H219V147H218ZM2 146V147H1ZM14 146V147H13ZM25 148H24V147ZM52 146V147H51ZM54 146V147H53ZM64 146V147H63ZM124 146V147H125ZM131 145H129V147H130ZM226 147V148H223V147ZM3 147H5V149L3 148ZM56 147V148H55ZM111 147H113V148H111ZM128 147V146H127ZM126 147V149L127 150H125L124 149V153H125V157H128V159L129 158H131V156H132V149L131 148H127ZM220 147H222V148H220ZM234 147H238V148H234ZM10 148V149H9ZM17 148V149H16ZM45 148V149H44ZM50 148V149H49ZM60 148V149H59ZM218 148V149H217ZM234 148V149H233ZM252 148V149H251ZM2 149H4V153L2 154V152H3V150ZM40 149V150H39ZM58 149V150H57ZM72 149V150H71ZM131 149V150H130ZM211 149V150H210ZM222 149V150H221ZM226 149V150H225ZM236 149V150H235ZM251 149V150H250ZM2 150V151H1ZM64 150L66 151L67 150V153H65V155H63V153H64ZM130 152H129V151ZM219 150H220V155H219ZM255 151V153L253 154V151ZM12 151V152H11ZM37 151V152H36ZM126 151V152H125ZM156 151V152H155ZM221 151H222V154H221ZM225 151V152H224ZM237 151H239V152H237ZM246 151H247V153L249 152V154H247L246 153ZM8 152V153H7ZM152 154H150V153ZM242 152V153H241ZM38 154V156H37V154ZM79 153H81V157L82 156H84L83 158L84 159H81L80 160V157H79ZM105 153H107V154H105ZM112 153H110V154H112ZM123 153V154H124ZM148 153V154H147ZM1 154H2V156H1ZM33 154V155H32ZM43 154V155H42ZM72 154H75V155H73L72 156ZM123 154H121L122 156H124ZM131 154V156L129 157V155ZM210 154V155H211ZM243 154V155H242ZM247 154V155H246ZM251 154H253V155H251ZM28 155V156H27ZM31 155V156H30ZM35 155V156H34ZM114 155H115V157H114ZM185 155V156H184ZM16 156H18L17 158H16ZM26 156V157H25ZM32 157V158H30V157ZM41 156H43V157H41ZM63 156V158H61ZM105 156H106V158H105ZM110 156H112V155H110ZM109 156V157H110ZM239 156V157H238ZM20 157V158H19ZM29 157V158H28ZM40 157H41V159H40ZM117 157H118V159H117ZM124 157V158H125ZM206 157L204 158L205 160H206ZM221 157H218V158H221ZM235 157V156H234ZM233 157V158H234ZM3 158V159H2ZM5 158V159H4ZM51 160H50V159ZM249 158V159H248ZM19 159V160H18ZM23 161H22V160ZM25 159V160H24ZM56 159V160H55ZM77 161H76V160ZM88 159L90 160V163H89V161H88ZM117 159V160H116ZM127 159V160H128ZM172 159V160H171ZM203 159V160H204ZM3 160V161H2ZM36 160H38V161H36ZM43 160H44V162H43ZM123 160V159H122ZM204 160V161H205ZM16 161V162H15ZM49 163H48V162ZM85 161V162H84ZM97 161H99V162H97ZM156 163H155V162ZM163 161V160H162ZM185 161V162H184ZM25 162V163H24ZM43 163V164H41V163ZM54 162V163H53ZM81 162V163H80ZM129 162V160L126 162V163H128ZM13 164V166H10L11 164ZM32 163V164H31ZM51 163H52V165H51ZM92 163V164H91ZM98 163V164H97ZM106 163V164H107ZM159 163V162H158ZM157 163V164H158ZM6 164H9V165H7L8 167H6V168H4V166L6 165ZM37 164V165H36ZM47 164H49V165H47ZM123 164L125 165V162H123V161H121L120 162V164H118L117 165V167H116V172L117 171H120L121 172V174L123 175L124 174V172H125V169H124V172H123ZM147 164H149L148 162H147ZM154 164V165H153ZM171 164V165H170ZM185 164L184 165H182V166H184L185 167ZM203 164H204V162H203ZM252 163H250V165H251ZM43 165H45L44 167H43ZM54 165V167H53V169L55 168V171L54 172H52L51 171V169H52V166ZM76 165V166H75ZM91 165V166H90ZM96 165V166H95ZM109 165H111V164H109ZM149 165V166H150ZM159 165V164H158ZM158 165H157V167L155 166V168L156 169H148V170H150V172L153 174H155V176H156V171H157V168H158ZM215 165V166H214ZM239 165V163H237V164H233V166L234 167H236V166H238ZM2 166V167H1ZM14 166H16V167H18V169H19V166H20V172L19 171H15V172H17V173H14L15 175L16 174H19L20 173V175H9V174H6V176H9V178H13V179H9L8 177H6L5 176V173H7L6 171H8L9 172V167H13V168H15ZM42 166V167H41ZM46 166H49V167H47V168H45ZM104 166V165H103ZM108 166V165H107ZM119 166V167H118ZM148 166V167H149ZM166 166V167H165ZM169 166V167H168ZM188 166V165H187ZM98 167V168H97ZM105 167V166H104ZM111 167V166H110ZM218 167V168H217ZM67 168V169H66ZM95 168H97V169H95ZM103 168V167H102ZM101 168V169H102ZM130 168V167H129ZM132 168V167H131ZM17 169V168H16ZM15 169V170H16ZM38 170L39 171V173H40V171L41 172H43V173H45V174H42L41 175V173L40 174H38L37 173V171H35V170ZM44 169V170H43ZM46 169V170H45ZM48 169V170H47ZM52 169V170H53ZM145 169H147V167L146 168H143L142 169V167H141V175L139 176H137V178L136 179H139V180H141L142 182H139V183H148L149 182V179H152L151 177H148L147 176V174L146 173H148V172H146V170ZM160 169V168H159ZM185 169H188L187 167L185 168ZM190 169V168H189ZM233 169V170H232ZM56 170H58V171H56ZM143 170H145V171H143ZM238 170V169H237ZM28 171H29V173H28ZM31 171H33L32 173H33V175H31L30 176V174H32L31 173ZM46 171H48V172H46ZM50 171L52 172V174H54L55 173V175H53V177H54V179H53V177H52V175H51V173H50ZM195 171V170H194ZM199 171H201V170H199ZM197 172L196 174H192L193 175V177L195 178L194 180H192L191 181V185H190V188L191 189H189L188 188V192H193V190H196V188H198L199 187V183L201 182V181H204V179H203V177H204V175L205 174H203V172ZM114 172V171H113ZM142 172H143V174H142ZM10 173V172H9ZM37 173V174H36ZM48 173V174H47ZM115 173V172H114ZM151 173H150V175H151ZM200 173V174H199ZM229 173V174H228ZM2 174H3V176H2ZM36 174V175H35ZM221 174H217V176L218 175H221ZM232 175L230 178L228 177L229 175ZM240 174V175H239ZM38 175H41V176H38ZM47 177H46V176ZM59 175V176H58ZM121 175V176H122ZM149 175V174H148ZM226 175H228V176H226ZM243 175H245V176H243ZM17 177V178H15V177ZM19 176V177H18ZM33 176V177H32ZM42 176H43V178H42ZM48 176H49V179H48ZM50 176H51V178H50ZM58 176V177H57ZM61 176V177H60ZM154 176V175H153ZM162 176V177H163ZM226 176V177H225ZM29 177H30V179H32L31 181L29 180ZM35 177V178H34ZM38 177V178H37ZM39 177H40V179L42 178V180H40L39 179ZM55 177L56 178H58V180L56 179L55 180ZM66 178V180H64L65 178ZM70 177V178H69ZM97 177V176H96ZM122 177H125L124 175L122 176ZM233 177V179L232 180H230L231 178ZM64 178V179H63ZM112 177L110 176V179H111ZM135 178V177H134ZM184 178V179H183ZM228 178H229V180H228ZM20 179V180H19ZM24 179V180H23ZM38 179H39V181H38ZM50 180V181H54L53 183L51 182V186H50V188H49V194H48V192L47 191H45L46 189H44V187H43V189H44V191H42L43 189H40L41 187L40 186H38V187H36V185L37 184H39L40 185V182L41 181H43V180ZM122 179V178H121ZM8 180H9V182H8ZM23 180V181H22ZM62 180H63V182H62ZM124 180V179H123ZM182 180H184V181H182ZM26 181H27V183H26ZM35 181H36V183L37 184H35ZM59 182V183H57V182ZM61 181V182H60ZM89 181L91 182L90 184H89ZM93 181V180H92ZM29 182V183H28ZM108 182V181H107ZM181 182V183H180ZM32 183V184H31ZM61 183V184H60ZM110 183H112V181H110ZM114 183L115 182H113L112 184L114 185ZM25 184H26V186H25ZM35 184V185H34ZM52 184H53V186L54 185H56V184H59V185H61V187L60 186H58V187H56L55 189L53 188L52 189ZM66 184V185H65ZM111 184V185H112ZM124 184V186H129V188L131 189V191H134V192H136L137 190L136 189H134V187L136 186V184L135 185H130V184H132L130 181H129V183H127V182H123L122 183V185ZM3 185V186H2ZM7 185V186H6ZM79 185H81V190L83 191V193L85 194V195H82L83 193H80L79 191H78V188H79ZM110 185V186H111ZM182 185H184V183H182ZM34 187L35 188V190H36V188H38L37 189V195H36V199H35V194H31V192L30 191H28L29 189H31V187ZM57 186V185H56ZM63 186V187H62ZM141 186V185H140ZM156 186H158V185H156ZM192 186V187H191ZM4 187V188H5ZM8 187V188H7ZM10 187H11V189H10ZM29 187V188H28ZM33 187H32V189H31V191L32 190H34L33 189ZM88 187V188H87ZM137 187V186H136ZM184 187H188V185L186 186H184ZM201 187H202V185H201ZM227 188H228V186H226ZM225 187V188H226ZM3 188V189H4ZM87 188V190H85ZM213 188V187H212ZM1 189V188H0ZM3 189H1L2 191H3ZM27 189V190H26ZM174 191H173V190ZM186 189V188H185ZM13 190V191H12ZM23 190H25V191H23ZM62 190V191H61ZM143 187L141 186V189L139 190L142 194H144V192H143ZM178 190V189H177ZM192 190V191H191ZM197 190H199V189H197ZM16 192V194H15V192ZM21 191H22V193H21ZM44 192V193H42V192ZM52 191V192H51ZM63 192V193H61V192ZM78 191V193L76 194V192ZM86 191V192H85ZM214 191V192H213ZM19 192V193H18ZM29 194V195H27V193ZM131 193L132 195L133 194H135V193ZM60 193H61V195H60ZM80 193V194H79ZM87 193H89V194H87ZM114 193H116V192H114ZM113 193V194H114ZM166 193V194H165ZM236 193V198H238L237 196H239L240 197V199H239V201L237 202L236 201V204H237V206H240L241 208H243L242 210H240L239 212H242V214H244V216L246 215V216H248L249 217V219H251V220H249V221H247V224H246V226L250 223V221L253 223L252 224V227H251V224H249L248 226H250V227H245V225H244V222L242 221V224L241 225H238L237 223L235 224L236 226L238 225L239 226V235H238V237L237 238H235L234 239V233H231V234H229L228 236H229V238L226 240V242L228 241V243L226 244L225 242H223L225 245H224V247H222L221 249L219 248L220 246H219V242H218V240L219 239H221V238H223V236H221V237H219V239L218 238H216L217 237V233L218 232H221V231H216V229L217 228H214V227H218V230L219 229H221V227H219V226H214L213 227V219H215V217H216V219L218 218V216H213L214 214L215 215H217V214H220L221 215V218H220V220L222 219V216H224L223 214H225V216L223 217V218H226L230 213H232V202L234 201L235 202V199L236 198H234V197H232L233 199L231 200V199H228L229 197H230V195H232V194H235ZM261 193V192H260ZM18 194V195H17ZM43 194V195H42ZM149 195L151 194V195H153L152 193H148ZM187 196H185V195ZM250 194V195H249ZM262 194H264V192H262ZM22 195V196H21ZM32 195V196H31ZM53 195V196H52ZM59 196V200H60V197H61V200L63 199L64 201H59L58 200V198L57 197H55V196ZM82 195V196H81ZM249 195V196H248ZM65 198H64V197ZM68 198H67V197ZM70 196V197H69ZM115 196V195H114ZM138 197V194L137 195H135V197ZM143 197L142 198H139V199H137L138 200V202L139 201H141L139 204H140V206H141V204H142V206H143V204H146V200L148 199L149 201H150V203H152L151 202V200L152 201H155L156 202V200H154L155 199V197H154V199H151L150 197H152V196H150V197H145V196H148V195H142ZM175 196V197H174ZM227 196V197H226ZM229 196V197H228ZM21 197V198H20ZM31 197V198H30ZM132 197V196H131ZM133 197H134V195H133ZM145 197V198H144ZM178 197V196H177ZM224 197V198H223ZM262 197H264V196H262ZM261 196H260V198H262ZM52 198V199H51ZM55 198H56V201H55ZM151 200H150V199ZM185 198V199H184ZM209 198V199H208ZM25 199V200H24ZM32 199H34L35 201H33ZM51 199V200H50ZM72 199V200H71ZM95 199V198H94ZM142 199V200H141ZM144 199V200H143ZM156 199H157V197H156ZM225 199H227V200H225ZM57 200H58V202H57ZM69 200H71L70 202H72V203H68L69 202ZM100 200V199H99ZM98 200V198L96 199V203L95 202H93L92 203V206L94 207V209H93V211L94 210H96V206H99L100 205V207H101V205L103 204L102 203V201L100 200L99 201ZM166 200V201H165ZM207 200V201H206ZM219 200V201H218ZM224 200V201H223ZM237 200V199H236ZM247 200H248V202H247ZM32 201V202H31ZM131 201H133L132 200V198H131ZM148 201V202H149ZM206 201V203L205 204H207V205H205L204 204V202ZM231 201V202H230ZM36 202V203H35ZM50 202V203H49ZM56 202V203H55ZM61 202H63V204H61ZM143 202H145V203H143ZM167 202V203H166ZM170 205H173L172 203H173V200H170ZM220 202V203H219ZM34 203V204H33ZM64 203L66 204V205H64ZM68 203V204H67ZM99 203H101V204H99ZM154 203V202H153ZM223 203V204H222ZM60 204V205H59ZM113 204L114 205H112L111 207H114L115 206V210L113 211V209L111 208L110 210H111V212H116V207H117V204L118 203H116L115 204V202H113ZM194 204V205H193ZM91 205V204H90ZM96 205V206H95ZM119 205V204H118ZM138 205V204H137ZM202 205H205V206H208L209 207V209L206 211V212H203V206ZM212 205V206H211ZM214 205H216L214 208H212ZM231 205V206H230ZM243 205H244V207H243ZM33 206H30L31 208H33ZM55 206V207H54ZM58 208H57V207ZM62 206V207H61ZM64 206V207H63ZM92 206H91V210H89V211H92ZM251 206V205H250ZM42 207V208H41ZM80 207V208H79ZM218 207L220 208V209H218ZM77 208H78V210H77ZM98 208V207H97ZM222 208V209H221ZM240 208V209H241ZM8 209V208H7ZM55 209V210H56ZM98 209H100V208H98ZM97 209V210H98ZM218 209V210H217ZM4 209L2 208L1 209V207H0V211H3ZM24 210V211H23ZM45 210V209H44ZM46 210H49V208L48 209H46ZM137 210H138V213L140 214H137V216H136V218H135V216L133 217L134 219V222H133V220L131 221V223L129 224V228H128V231H129V233L127 234L128 235V239H127V243L129 242V243H131L135 238H137V236H138V238L137 239H139V237H140V235H141V237H142V239L141 240H144L147 236V238H151L150 240H152V243H149V245L152 247V245H153V248H147L146 250H145V252H148V255L150 254L151 255V251H152V253L153 252H155V254L157 253V251H158V246H160V244H163V245H161V246H166V243H165V241L164 242H161V243H159L160 242V239L162 238V236L160 235V233L162 234V232L164 231V233H165V228H164V226H161V225H163L164 223H168V221H163L164 219L166 220V218H164L162 221L164 222L163 224L161 223L160 224V220H159V223H157V224H153L154 222H153V220L152 219H154L153 218V216L152 217H150V220L148 219L147 220V211L146 210H144V208H142L141 210V212H140V208H139V206H137ZM202 210V211H201ZM220 210V211H219ZM17 211H19L18 213H17ZM21 211H23V213L21 212ZM136 211V210H135ZM216 211H218V212H216ZM14 212H15V214L17 213V214H19V215H17V216H19V217H22V219L24 220V221H21L19 218L16 220V218H17V216H14L15 214H14ZM26 212V213H25ZM38 212H40V213H38ZM41 212H42V214H41ZM124 212H126V214L128 215V213H129V210H127V211H124ZM145 214H144V213ZM162 212V213H161ZM258 212V213H257ZM21 213V214H20ZM44 213V214H43ZM92 213V212H91ZM13 214V215H12ZM27 214V215H26ZM163 216H162V215ZM255 214H259L257 217H256V215ZM6 215V216H5ZM13 217H12V216ZM24 215V216H23ZM31 215V216H30ZM36 215V216H35ZM43 215V216H42ZM44 215H46V216H44ZM176 215V214H175ZM4 216V217H3ZM7 216H8V218L10 217V219H8L7 218ZM31 218H30V217ZM73 216V217H72ZM80 216V217H79ZM91 216H92V214H91ZM181 216H183V219L181 220V219H179L180 221V224L182 223V224H184L186 221L184 220L185 218V216H184V214L183 215H181ZM241 217H244L243 215H240ZM24 217V218H23ZM30 218L31 220H33L34 222H31L30 224V226L28 225L29 224V222H30V220H28L27 218ZM65 217V218H64ZM70 217V218H69ZM214 217V218H213ZM2 218H4V219H2ZM6 218L9 220L8 222H7V220H6ZM12 218V219H11ZM13 218H14V220H13ZM42 218V219H41ZM80 218V219H79ZM91 218H93V216L91 217ZM174 218V219H173ZM213 218V219H212ZM259 218V222H257V219ZM45 220V222H44V220ZM57 218H55V220H56ZM216 219H215V221H216ZM1 220H3V222L1 221ZM10 220H13V221H11L10 222ZM42 220V221H41ZM47 220H49V218L47 219ZM112 220V219H111ZM111 220H109V221H106L107 223L109 222L110 223V225H109V229L108 230H110L111 232L109 233V234H111L112 232V234L111 235H116L117 233L118 234H120V235H122V229L120 230L119 228H120V226H118V228H117V224L115 225L114 223L116 222V220L115 221H111ZM173 220V221H172ZM175 220H176V218L175 217H172V218H170L169 219V221L171 222V224H172V226L174 225V223L173 222H175ZM218 220V219H217ZM244 220V219H243ZM253 220H255L256 222L254 223V221ZM135 221H137V222H135ZM161 221V222H162ZM184 221V222H183ZM200 221V222H199ZM245 221V220H244ZM73 222V223H74ZM106 222H104L105 223V226H103V227H105L104 229H106L107 228V225L109 224H106ZM139 222V223H138ZM5 223H7V224H5ZM23 223V224H22ZM89 223V224H88ZM112 223H113V225H115V228H114V226H112L111 228H113V230H111L110 229V226L112 225ZM176 223V222H175ZM194 223V222H193ZM4 224H5V229H4ZM19 224H21V226L19 225ZM38 224H36L35 226L36 227H34L33 229H34V233H38V234H40L39 236L38 235H34V236H36V239H34V236L32 235V236H30V237H27V234H24V237L23 236H21L20 234H18V242L20 241V240H22V241H20L19 242V244L21 243V244H23L24 245V250H26L27 248L30 250V248L32 247V249L34 250H30V251H32V254L36 257H34V256H30V255H27L26 253L24 254L25 255V257H24V255H23V258L26 260V258H27V261L25 262V260H23V262H25V263H30V264H46V263H48V264H51V263H53V261L51 262V260H52V258L55 256L54 255V253L52 252V249L53 248H51V249H49V248H45L46 246H44L43 247V244H41L40 242V245H38L39 243L37 242V241H40L41 240V237H42V239L44 240V241H47L48 243H49V239L51 238V240H53V241H60V239H61V237H62V235H63V233H57V234H52V236L50 237V235H48L49 233L47 232V231H38L40 228L38 227ZM39 224V225H40ZM102 224V223H101ZM169 224V223H168ZM171 224H169L170 225V228L172 227L171 226ZM179 224V223H178ZM177 224V225H178ZM201 224V225H200ZM256 224V225H255ZM3 225V226H2ZM89 225V226H88ZM158 229H160V231L163 229V231L162 232H160L159 231V229H158V231H156V229H155V227ZM157 225V226H156ZM159 225H160V227H159ZM253 225H255L254 226V228H253ZM2 226V227H1ZM27 226H29L28 228H27ZM57 227L59 226V224L57 223V225H56ZM98 226V227H97ZM212 226V227H211ZM236 226L234 227V228H236ZM83 227H85L84 229H83ZM91 227V228H90ZM154 227V228H153ZM161 227H163L162 229H161ZM174 227V226H173ZM172 227V228H173ZM37 228H39L38 230H37ZM42 228H45V227H42ZM62 227L61 226H59L58 227V229L60 230V232H61V229ZM87 228V229H86ZM122 228V227H121ZM138 228L140 229L141 228V230H142V233H141V231H140V233L139 232H137V230H138ZM169 228V230H171V232L173 231L172 229H170ZM208 228V229H207ZM213 228V232H214V234L212 233V234H210V233H208L211 229ZM233 228V229H234ZM251 230H250V229ZM2 229V230H1ZM134 229V230H133ZM175 229V228H174ZM210 229V230H209ZM215 229V230H214ZM249 229V230H248ZM255 229V230H254ZM45 230V229H44ZM66 230V229H65ZM68 230V229H67ZM82 230V231H81ZM100 230V229H99ZM107 230V229H106ZM107 230V231H108ZM136 230V231H135ZM79 231V232H78ZM208 231V232H207ZM246 231H248V233L249 232H251L250 234H248ZM3 232V233H2ZM80 232L82 233V235L80 234ZM85 232V233H84ZM89 232V231H88ZM170 232V236L169 237H173L172 236V233ZM210 232H212V230L210 231ZM232 232H233V230H232ZM33 233V234H34ZM90 233V232H89ZM108 233V232H107ZM132 233V234H131ZM159 233V235L161 236H158L157 234ZM163 233V234H164ZM175 233H176V231L174 232V235H175ZM216 233V234H215ZM4 234V235H3ZM41 234L43 235V236H41ZM62 234V235H61ZM85 234H86V238H83L84 236H85ZM109 234H106L107 235V237H105V240H107V238H109V237H111ZM162 234V235H163ZM262 234V236H260ZM2 235H3V237H2ZM26 235V236H25ZM46 235V236H45ZM60 235H61V237H60ZM105 235V236H106ZM109 235V236H108ZM119 235V236H120ZM145 235H146V237H145ZM214 235V236H213ZM5 236V237H4ZM21 236V237H20ZM41 236V237H40ZM50 238H49V237ZM55 236H58L57 237V240H55L54 238H55ZM119 236L117 237V235L113 238V240H110L109 242H112V243H107V244H112V247H114V248H117V249H119L120 248V246L121 245H123L121 242L119 243L118 241H119ZM155 237V238H153L152 239V237ZM216 236V237H215ZM227 236V234H226V237H228ZM252 236V237H253ZM26 237V238H25ZM40 237V238H39ZM47 237L49 238V239H47ZM52 237H53V239H52ZM64 237V236H63ZM63 237H62V240H63ZM91 237V236H90ZM156 237H159L160 239H159V242H158V238L156 239ZM4 238H6L5 240H4ZM38 238L40 239V240H38ZM45 238L47 239V240H45ZM102 238H104V237H102ZM134 238V239H133ZM231 238H233V239H231ZM249 238H251V237H249ZM259 238V239H258ZM26 239V240H25ZM36 240V242H37V244L36 243H34V244H32L33 242H34V240ZM112 239V238H111ZM118 239V240H117ZM156 239V240H155ZM178 239V238H177ZM176 239V237H175V240H177ZM256 239V240H255ZM7 240V241H6ZM24 240H25V242H24ZM32 242H31V241ZM131 240V241H130ZM209 240H212V241H209ZM259 240V241H258ZM5 241V242H4ZM53 241H51V242H53ZM102 241H104V240H102ZM139 241V240H138ZM205 241H208V242H205ZM220 241V240H219ZM223 241H225V240H223ZM9 242V243H8ZM26 242H28V243H26ZM31 242V243H30ZM50 242V243H51ZM104 242H106V241H104ZM104 242H102V243H100L99 245V247H101L100 249L98 248L97 250L99 251V252H101L102 251V249L103 248H105V244L106 243H104ZM150 242V241H149ZM166 242H167V240H166ZM172 242V241H171ZM174 242H176V241H174ZM205 242V243H204ZM217 242V243H216ZM242 242V241H241ZM244 242V241H243ZM54 243V242H53ZM118 243V244H117ZM129 243H128V245L126 246H121V250H125V249H123L124 247H128L129 248ZM154 243V244H153ZM180 243V244H179ZM235 243V242H234ZM30 244H32V245H30ZM36 244V245H35ZM121 244V245H120ZM183 244V245H182ZM208 244V245H207ZM245 244V243H244ZM244 244H242V247H241V249H244ZM22 245V246H23ZM102 245L104 246V247H102ZM181 245H182V247L183 248H180L181 247ZM192 245V244H191ZM205 245V246H204ZM211 245V246H210ZM2 246H3V248H2ZM6 246V247H5ZM78 246V245H77ZM107 246V245H106ZM203 248H205V250H206V254H212V255H215L214 256V258L212 257V256H210V255H203V257H201V252H202V247ZM39 247H42V248H39ZM175 246H173V248H174ZM194 247V246H193ZM194 247V248H195ZM19 248H21V246H19ZM26 248V249H25ZM39 248V249H38ZM173 248H172V246H171V249L173 250ZM201 248V249H200ZM206 248H208L209 249V251H208V249H206ZM230 248H232V249H230ZM249 248V247H248ZM259 248H261V247H259ZM262 248H264V247H262ZM27 249V250H28ZM43 249V250H42ZM47 249V251H45ZM64 249H66V251L68 250V248L67 247H65ZM149 249H151V251L149 250ZM155 249V250H154ZM170 248H168V251H170L171 250ZM193 251H192V250ZM228 249H230V250H228ZM249 249H251V252L249 253L250 254V259H252L251 258V255L254 253V249H252L251 247L249 248ZM26 250V252H28ZM128 250V249H127ZM172 250H171V252H172ZM183 250V251H182ZM214 250V251H213ZM227 250H228V252H227ZM51 251V252H50ZM69 251L70 250H68L67 252H64V257H62V258H64V260H66V261H64L65 263H67V264H76L77 262H78V259H79V257L77 256V254H78V249H77V253L76 254H72L71 255V253H69ZM119 251H120V249H119ZM210 251H213V252H210ZM231 251V252H230ZM239 251H240V248H239ZM242 251V250H241ZM240 251V252H241ZM253 251V252H252ZM4 252V254H2ZM49 252V253H48ZM104 252V251H103ZM122 252V251H121ZM124 252V251H123ZM122 252V255H120V253H119V258L121 257V258H123V259H121V261H119V258H118V260L117 259H115V258H111L110 257V259L108 260V262H107V264H110V262H113V260H114V262H113V264H117V262H119L120 264H131V260H130V258L128 257V254H127V252H125V253H123ZM165 252H166V250H165ZM193 252V254H195V256L193 255V254H191ZM208 252H210V253H208ZM227 252V254H232L231 256H230V258H227L226 257V253ZM243 252V251H242ZM51 253V254H50ZM66 253V254H65ZM45 254H47V255H45ZM52 254H53V256H52ZM67 254H69V255H67ZM126 254H127V256H126ZM154 254V253H153ZM218 256H217V255ZM221 254H222V256H221ZM79 255V254H78ZM104 255H105V252H104V254L102 253L100 256H101V259L104 257ZM185 255V256H184ZM254 255V254H253ZM3 256V257H2ZM44 256V258L42 259L41 257H43ZM48 256V257H47ZM74 256V257H73ZM77 256V257H76ZM125 256V257H124ZM193 256V257H192ZM198 256V257H197ZM208 256H210V258L212 259L211 261H210V258L209 259H207L208 258ZM217 256V257H216ZM219 256H221L220 257V259H219ZM30 257V258H29ZM34 257V258H33ZM38 257V258H37ZM45 257H47V258H49V261H50V263H49V261L48 262H44L45 261ZM127 257V258H126ZM155 257H156V255H155ZM40 258V259H39ZM77 258V259H76ZM99 258V257H98ZM98 258H97V260H95V261H93L94 263H92V264H96L95 262H98L97 264H105L104 262H106V261H101V259H100V262H99V260H98ZM189 258V259H188ZM201 258V259H200ZM218 258V259H217ZM243 258V259H242ZM174 259L172 258V261H174ZM228 259H230V260H228ZM249 258H248V261L250 260ZM69 260H71V261H69ZM157 261L158 260V258H157V260H156V258H154L153 260H152V263H153V261ZM176 260H178V261H176ZM218 260V261H217ZM243 260H244V263H243ZM63 261V260H62ZM62 261H59L58 260V262H60L61 264L62 263H64V262H62ZM145 261H146V259H145ZM145 261H143V263H146ZM208 261V262H207ZM210 261V262H209ZM1 262H0V264H1ZM116 262V263H115ZM149 262V261H148ZM147 262V263H148ZM151 262V261H150ZM149 262V263H150ZM179 262V263H178ZM231 262V263H230ZM84 263H87V262H83L82 261V263H77V264H84ZM157 264H159V262H156ZM155 263V264H156ZM172 263H174V262H172ZM90 264V263H89ZM134 264H142L140 261H136V262H134Z\"/></svg>",
	"mask_w": 264,
	"mask_h": 264
},
{
	"label": "bare ground",
	"instance_id": "obj_2",
	"mask_svg": "<svg viewBox=\"0 0 264 264\" xmlns=\"http://www.w3.org/2000/svg\"><path fill=\"white\" fill-rule=\"evenodd\" d=\"M2 1V0H1ZM34 1H36V2H38L39 0H34ZM42 1V2H41ZM197 1V2H196ZM195 2L196 3H198V0H196ZM4 2V1H3ZM32 2V1H31ZM44 1L43 0H40V2H38V3H36V6H37V4H39V3H43ZM77 0L76 1H74V3H72L71 5H72V7H71V9H70V11H69V13L70 14H67V15H69V18H71L72 20H73V22L71 21V19H67V15H65L64 17L66 18V20H67V23L69 22V24H70V21L73 23V24H82V25H84V24H89L86 28H85V30L86 29H88V27L89 26H91L92 24H95V27L97 26H101V25H99V24H96L95 22V19H94V17L96 18V17H98V14L100 13L99 12V10H100V8H99V6H97L98 8H97V11L98 12H96V14H95V12L93 13V7H92V9H91V7H90V9H88L89 7H87V6H85V7H87V8H85V9H83V12H85L86 11V13L89 15H87L86 13V15H87V19H89L88 21H89V23H88V21L86 22V18H85V14H84V16H81L82 14H83V12H77V8H78V6H76L77 5ZM152 2H154V1H150V7H151V3ZM171 2V1H170ZM193 2V1H192ZM34 3V5H35V2H33ZM31 4V3H30ZM73 4L75 5V6H73ZM78 4H79V6H80V3H79V1H78ZM123 3H122V1L120 0H118L117 1V3L115 4V7L117 6V11H119L118 9L120 8V11H121V8H122V6L124 5H122ZM153 4V3H152ZM19 5V4H18ZM194 5V4H193ZM196 5V4H195ZM1 6H5V5H1ZM20 6H22V5H20ZM19 6V9L21 8L22 9V7H20ZM131 6V5H130ZM169 6H170V3H169ZM188 4H187V6H185V7H187L188 8ZM15 7V6H14ZM38 7V6H37ZM46 6H44V7H42L41 9H42V11L40 12V11H35V9H34V13L35 14H32V16H31V18H33V15H36V12H38L37 13V15L36 16H34L35 18L39 15V12H40V15H39V17H37L38 19H40L41 18V16H43L44 15V12H47V9H48V7H46L47 9H44ZM70 6H68L67 8H69ZM94 7H96V6H94ZM134 7V6H133ZM195 7V6H194ZM228 6H226L224 9H223V11H224V14H218V15H216V16H214V18L213 19H218V18H222V17H224L225 16V14L227 13V12H230L231 10H229L228 11V8H227ZM13 8V7H12ZM16 8L18 9V7H17V5H16ZM15 8V9H16ZM24 8V7H23ZM35 8V7H34ZM127 8H129V7H127ZM132 7H130L129 9H131ZM179 8V7H178ZM181 8H183V7H181ZM79 9V8H78ZM80 9H81V7H80ZM109 9V8H108ZM113 9H115V8H113ZM170 9V8H169ZM172 9V8H171ZM191 9H195V8H192L191 7ZM45 10V11H44ZM69 10V9H68ZM82 10V9H81ZM85 10V11H84ZM122 10H123V8H122ZM148 10V9H147ZM174 10H176V11H178V10H180V9H174ZM172 11V12H175V11ZM183 10V9H182ZM181 10V11H182ZM185 10V9H184ZM183 10V11H184ZM17 11V10H16ZM21 11V10H20ZM32 11V10H31ZM30 11V12H31ZM44 11V12H43ZM48 11H49V9H48ZM91 11V12H90ZM94 11H96V8H94ZM111 13H112V15L113 14H115V16H112L111 15V13H110V15H111V18L113 17L114 18V20H113V23H114V26L111 24V27L113 28H111V34H106V32L107 33H110V31L108 32L106 29L105 30H103L102 29V32L100 31V28H102V27H99V29H97V30H99L101 33H104V34H106V37H107V35H108V37H110V39L109 38H105V36H104V34L102 35H97L96 34V31L97 30H95V32H94V36H96V37H92L93 36V33H92V36L89 34L88 35V33H90L89 31H88V33H87V35L86 36H88L87 38H84L83 36H85V35H82V37L84 38L83 40H82V37L81 36H79L80 38H77V40L79 39H81V41H79L80 43L82 42V45H79V47L81 46V47H83L84 49H87V47H88V49H89V47H90V44H88V43H92L93 41H92V39H97L96 40V42H97V44H100L101 42H104L105 43V45L103 46V44L101 45V47H100V49H97L99 46H97L96 45V42H95V45L97 46V50H100V52L102 51V53L104 52V51H106L105 53H107V52H109V49H113V50H111V51H113V52H111V54H109V53H107V55H111V57H113V56H117L116 55V53L119 51V46L122 44L121 42L122 41H120L119 42V37H118V39L115 37V35H118V34H121V33H116L115 34V32H118L121 28H123L124 26H122V24H126V25H128L129 23H131L130 22V19H128V20H124V21H120V19H116L117 18V15L119 14H117V13H115L114 12V10H112L111 9ZM227 11V12H226ZM19 12V11H18ZM131 12V11H130ZM129 12V15L127 16V11L125 12H122V13H126L125 14V16H127L128 18H130V17H132V12H133V10H132V12L130 13ZM186 12H187V10H186ZM226 12V13H225ZM233 12V13H232ZM42 13V14H41ZM55 13V12H54ZM62 13V12H61ZM78 13V14H77ZM81 15H80V14ZM199 13V12H198ZM230 13H232L231 15H233L235 18H237L238 19V21H239V17H240V13L239 12H234V11H231ZM244 13V12H243ZM15 14H17L16 12H11V13H8V16L7 17H9V16H13V15H15ZM22 15H23V13H21ZM52 13L50 12V14H48V15H51ZM56 14H57V11H56ZM56 14H54V15H56ZM64 14V13H63ZM74 14H76V15H74ZM91 14V15H90ZM109 14V13H108ZM121 14V13H120ZM130 14H131V16H130ZM172 14V13H171ZM179 14H180V12H179ZM182 14H184V12L183 13H181V16H182ZM191 14V13H190ZM21 15V16H22ZM47 15V14H46ZM47 15V19L46 20H50L49 19V17L51 18L52 17V15L51 16H48ZM54 15H53V17H54ZM58 15V14H57ZM56 15V16H57ZM150 15V14H149ZM177 15H178V12H177ZM199 15V14H198ZM19 16H20V14H19ZM26 15H24V16H22V17H25ZM60 17H61V15H59ZM75 16V17H74ZM77 16H79L80 18H77L78 20H77V22L75 23V21H76V17ZM106 16V15H105ZM120 16V15H119ZM180 16V15H179ZM180 16V18H183L184 19V17L186 18V16H188L187 14L183 17H181ZM197 15H195V17H196ZM239 16V17H238ZM241 16H243V15H241ZM11 17H9V18H11ZM27 17H29V15L28 16H26V18H23V20H26V22H27ZM43 17H45V16H43ZM42 17V18H43ZM52 17V18H53ZM58 17V16H57ZM64 17H62V19L64 18ZM84 17V18H83ZM108 17H110L109 15H108ZM121 18H122V15L120 16ZM138 17H140V15L138 16ZM147 17V16H146ZM195 17H194V19H195ZM41 18V19H42ZM55 18V17H54ZM64 18V19H65ZM74 18V19H73ZM106 18H107V16H106ZM142 18V17H141ZM145 18V17H144ZM235 18H233V19H235ZM2 19V18H1ZM8 19V18H7ZM57 19V18H56ZM83 19H85V21H83ZM92 19H94V20H92ZM147 19V18H146ZM189 19V18H188ZM199 19H201V18H199ZM4 19H2V21H3ZM5 20H6V18H5ZM9 20V19H8ZM11 20V19H10ZM22 20V19H21ZM28 20H30V18H28ZM32 20H34L35 21V19H31V21ZM58 20V19H57ZM95 21V22H92V21ZM133 20V19H132ZM131 20V21H132ZM182 20V19H181ZM186 20V19H185ZM31 21H29L30 23H33V22H31ZM40 20H37V21H35V23L36 22H39ZM63 21V20H62ZM109 23H111L110 22V20H107ZM106 21V22H107ZM140 21H141V19H140ZM197 21V20H196ZM199 21V20H198ZM234 21H237V20H234ZM233 21V22H234ZM10 22V21H9ZM41 22V21H40ZM39 22V23H40ZM44 22H46L45 20H44ZM64 22V21H63ZM86 22V23H85ZM90 22L92 23V24H90ZM108 22H107V24L106 25H109L110 26V24H108ZM122 22H124V23H122ZM139 22V21H138ZM142 22V21H141ZM38 23V24H39ZM65 23V22H64ZM67 23L65 24V25H67ZM115 23H116V26H115ZM37 24V23H36ZM43 25H44V23H42ZM42 24H40L39 26H41ZM47 25L48 24H50V22L48 21V23H46ZM132 24H133V22H132ZM132 24H130V25H132ZM142 24V23H141ZM235 24H238V23H235ZM31 25V24H30ZM42 25V26H43ZM51 25V24H50ZM80 25L78 26V25H73L72 27H71V25H69V27H71V28H74V26H78V28L76 29V30H80V29H82L83 30V28H79L80 27ZM81 25V26H82ZM103 25H105V24H103ZM104 26V27H106V28H109L108 26ZM125 25V26H126ZM129 25V26H130ZM139 25V24H138ZM137 25V26H138ZM144 25V24H143ZM28 26V24L27 25H25V27H27ZM137 26H136V28H137ZM236 26V25H235ZM31 27H32V25H31ZM35 27V26H34ZM47 27V26H46ZM52 27H54V26H52ZM94 27V26H93ZM94 27V28H95ZM96 27V28H97ZM103 27V28H104ZM147 27H150V24L147 26ZM170 27V26H169ZM240 28H242L243 26L242 25H240L239 26ZM29 27H27V29H28ZM37 28H38V26H37ZM43 28V27H42ZM45 28V27H44ZM48 28H50V27H48ZM64 28V27H63ZM65 28H67V27H65ZM109 28V29H110ZM130 28H131V26H130ZM140 28V27H139ZM152 28V27H151ZM171 28V27H170ZM22 29H24V28H22ZM26 29V28H25ZM30 29H32V28H30ZM30 29L28 30L29 31V34H30ZM68 29V28H67ZM70 29V28H69ZM126 29V28H125ZM132 29V28H131ZM144 29H147V28H144ZM143 29V30H144ZM150 29V28H149ZM238 29L239 28H237V30L236 29H234L235 31L234 32H232L235 36H236V38H235V36L234 37H232V38H223L225 41H223V39H222V41L224 42V43H228L229 41L230 42H232L233 40H236V41H239V38L240 37H242V35L240 34H238V32L240 31H238ZM33 30V29H32ZM66 30V29H65ZM74 29H72V31H73ZM85 30H83L84 31V33L83 34H86L85 33ZM122 30V29H121ZM119 31V32H122V31ZM130 30V29H129ZM154 30V29H153ZM169 30V29H168ZM173 30V29H172ZM4 31V30H3ZM35 31V30H34ZM37 31H39V30H37ZM62 31H63V29H62ZM69 31H71V29L70 30H68V32ZM82 31V32H83ZM87 31V30H86ZM98 31V32H99ZM113 31H114V33H113ZM141 31V30H140ZM145 31V30H144ZM147 32L149 31V30H146ZM151 31H152V29H151ZM33 32V31H32ZM31 32V33H32ZM40 32V31H39ZM67 32V33H68ZM76 32H78V34L77 35H79V32L80 31H76ZM75 32V33H76ZM97 32V33H98ZM143 32V31H142ZM141 32V33H142ZM183 32H184V30H183ZM6 33H8V32H6ZM5 33V34H6ZM37 33V32H36ZM35 33V34H36ZM62 33H64V32H62ZM67 33H65V36L66 37H70L71 36V34L69 35V33H68V35L69 36H67L66 34ZM72 33V32H71ZM74 33V34H75ZM81 33V32H80ZM140 33V32H139ZM153 33H154V31H153ZM181 33V30H180V32H179V34ZM218 33V32H217ZM39 34V33H38ZM41 34V35H40ZM40 36H42V34H43V32L41 33L40 32ZM73 34V33H72ZM82 34V33H81ZM132 34V33H131ZM143 34V33H142ZM3 35H4V33H3ZM30 35H32V34H30ZM60 35H62V34H60ZM76 35V36H77ZM147 35V34H146ZM153 35V34H152ZM187 35V34H186ZM185 35V36H186ZM231 35V34H230ZM6 36V35H5ZM38 36V35H37ZM39 36V37H40ZM45 36V35H44ZM63 37V38H65L66 39V37ZM85 36V37H86ZM104 37L105 39L104 40H101L100 41V39L102 38V37ZM118 36H121V35H118ZM149 36V35H148ZM147 36V37H148ZM180 36V35H179ZM207 36V35H206ZM24 37H25V34H24ZM30 37V36H29ZM28 37V38H29ZM32 37V36H31ZM73 37V39L71 40L70 38H72ZM72 37H70L69 38V40L68 39H66V40H68V42L65 40V41H63V42H67V44L66 43H61V44H65V48H63L64 50H63V52H61V56L60 57H62L63 59L64 58H68L69 56H70V54L72 55V57H74V55H75V57H74V59H76L77 58V56H79V53H77L78 52V46H75L76 47V49L77 50H75V48H74V44L77 42V40H75V38H74V36L72 35ZM92 37V38H91ZM98 37H100V39H98ZM174 37V36H173ZM189 37H191V36H189ZM200 37V36H199ZM201 37H203V36H201ZM223 37V36H222ZM222 37H219V38H222ZM34 38L35 39H37L35 36H34ZM43 39H41V38H39L40 40H45V39H47V41H48V37L47 38H44V37H42ZM52 38V37H51ZM89 38H91V40H89ZM145 38L146 37H144V40H145ZM218 38V37H217ZM216 38V36L215 35H213L212 34V36H210V38H209V40H208V42H206V39L205 38H202V40L204 39V43H203V41L201 40V38H199L200 39V42L202 41V43H203V46H204V44H205V46L203 47L202 45H199L200 47L199 48H201L200 50H199V48H198V44L196 45L197 46V51H199V53H205L206 52V54H207V56H209V58L211 59V61H210V63H212V65L214 64L213 62H215V61H213L212 62V59L213 60H215L219 55H217V57H216V54H218V53H214V49L216 50V46H217V43L218 42H220V39L218 40ZM235 38V39H234ZM57 39H60V37L59 38H57ZM103 39V38H102ZM115 39H117V41L118 42H116L115 41ZM151 39V38H150ZM178 39V38H177ZM180 39V38H179ZM178 39V40H179ZM188 39V38H187ZM190 39H192V38H190ZM194 39V38H193ZM193 39H192V41H193ZM198 39V38H197ZM29 40H33V38L32 39H30L29 38ZM54 41L53 39H50V41ZM61 40V39H60ZM74 41V43L72 44V42ZM85 40V41H84ZM89 40V41H88ZM99 40V41H98ZM148 40H149V38H148ZM176 40V39H175ZM181 40H183V39H181ZM180 40V41H181ZM7 41V40H6ZM34 41V40H33ZM36 41H38V39L36 40ZM46 41V42H47ZM49 41V42H50ZM69 41H70V43H71V46H70V48L72 47V45H73V47L72 48H74L73 49V51H74V53H73V51L71 52V50H72V48L70 49L69 47V49L70 50H68V48H67V46L70 44L69 43ZM84 41V42H83ZM87 41V42H86ZM140 41V40H139ZM179 41V42H180ZM187 41H190V40H187ZM187 41H185V40H183V43L181 42L179 45H177L176 47L177 48H174V50L175 49H178V48H180L181 50H183L184 51V49L185 50H187L188 51V47H190L191 46V44L189 45V42H187ZM192 41H190V42H192ZM199 41V40H198ZM22 42V41H21ZM32 42V41H31ZM45 42V41H44ZM55 42L57 43V48H59L58 47V40H55ZM59 42H61V41H59ZM99 42V43H98ZM8 43V42H7ZM13 43V42H12ZM38 43H41V41L40 42H38ZM53 43V42H52ZM69 43V44H68ZM84 43L85 44H87V47H85L84 46ZM139 43V42H138ZM144 43V42H143ZM161 43V42H160ZM194 43V42H193ZM233 43H234V41H233ZM15 44V43H14ZM42 44V43H41ZM61 44H60V51H62V48H61ZM136 44V43H135ZM149 44V42L147 43V45ZM156 44H159V43H156ZM196 44V41H195V43L193 44V45H195ZM10 45H12V44H10ZM76 45H78V43L76 44ZM92 45H94L93 43L91 44V47H93ZM144 45H146V44H144ZM159 45H161V44H159ZM7 46H9V45H7ZM38 46V45H37ZM36 46V47H37ZM45 47H49V48H52L53 47V44H52V46L50 47L49 45L48 46H46V45H44ZM56 46V45H55ZM54 46V47H55ZM95 46V47H96ZM103 46V47H102ZM110 46H112V48L110 47ZM137 46H138V44H137ZM143 46V45H142ZM155 46V45H154ZM158 46V45H157ZM212 46V47H211ZM219 46V45H218ZM12 47H13V45H12ZM11 47V48H12ZM35 47V48H36ZM42 48H43V46H41ZM40 47V48H41ZM44 47V49H43V51L44 50H47V48H45ZM80 47V48H81ZM90 47V48H91ZM95 47H94V49H95ZM108 47H110L109 49H108ZM145 47V46H144ZM149 47V46H148ZM153 46H151L150 48H152ZM161 47V46H160ZM159 47V48H160ZM165 46L163 45V47H161V49H158V47H157V50H159L158 52L159 53H161V51H163L165 48H164ZM168 47V46H167ZM192 47H194V46H192ZM21 48V47H20ZM23 48V47H22ZM34 48V49H35ZM56 48V49H57ZM80 48H79V50H80ZM101 48H103L102 50H101ZM128 48V47H127ZM164 48V49H163ZM173 48V47H172ZM188 48V49H187ZM262 48H264V47H262ZM18 49V51H19V48H17ZM31 50H32V48H30ZM52 49H54V48H52ZM52 49H48V51L49 50H52ZM67 49V50H66ZM83 49V50H84ZM141 49V48H140ZM149 49V48H148ZM9 50V49H8ZM29 50V49H28ZM58 50V49H57ZM57 50H56V52H57ZM93 50V48H91V51ZM104 50V51H103ZM129 51H130V49H128ZM167 50H169L168 48L165 50V51H167ZM203 50L205 51V52H203ZM262 50V51H261ZM260 51L261 52H264V49H261ZM37 51H40V49H36V53H38ZM136 51H138V53H139V49L138 50H136ZM143 50H141V52H142ZM148 51H151V50H148ZM147 51V49H146V52H148ZM169 51H172L171 49L169 50ZM182 51V52H183ZM187 51H185V52H187ZM20 52V51H19ZM22 52V51H21ZM30 52V51H29ZM41 53H38V54H40L41 56H42V49H41V51H40ZM44 52H46V51H44ZM52 52H55V51H52ZM71 52V53H70ZM80 52V51H79ZM98 52V51H97ZM127 52V54L129 53L128 51H126ZM131 52V51H130ZM135 52V51H134ZM193 52V51H192ZM195 52V51H194ZM217 52H218V50H217ZM245 52H246V50H245ZM261 52H259V53H261ZM58 54H59V52H57ZM69 53V54H68ZM93 53H94V51H93ZM92 53V54H93ZM101 53V54H102ZM104 53V54H105ZM133 53V52H132ZM153 53V52H152ZM157 53V52H156ZM184 53V52H183ZM182 53V54H183ZM196 53V52H195ZM23 54V53H22ZM32 54V53H31ZM45 54V53H44ZM48 54H50V52H48ZM58 54H56L57 55V57L59 58V56H58ZM69 56H68V55ZM83 53H81V55H82ZM97 54V53H96ZM114 54V55H113ZM117 54H119V53H117ZM143 54V53H142ZM142 54H140V55H142ZM167 54H168V51H167ZM170 54V53H169ZM169 54L167 55V59L165 60V61H167L168 59L169 60H171V56H169ZM197 54H198V52H197ZM203 54H201V57H202V55ZM205 54V55H206ZM244 54V53H243ZM23 55H25V54H23ZM30 55V54H29ZM34 55V54H33ZM36 55V54H35ZM36 56V58H41V56ZM52 55V54H51ZM56 55H54V56H56ZM77 55V56H76ZM106 55V54H105ZM106 55V58L107 57H109V56H107ZM121 55V54H120ZM130 55H131V57L132 56H134V55H132L131 53H130ZM156 55V54H155ZM162 55V54H161ZM166 55V54H165ZM177 55V54H176ZM180 55V54H179ZM188 55H190V54H188ZM196 55V54H195ZM200 55V54H199ZM199 55H198V57L197 58H201V57H199ZM204 55V56H205ZM14 56V55H13ZM21 56V55H20ZM20 56H15V58L17 59L18 57H20ZM26 56V55H25ZM44 56V55H43ZM47 56H49V55H47ZM64 56V57H63ZM83 56H85L84 54H83ZM101 56H103V54L101 55ZM101 56L99 57V55H98V57L101 59L100 61L101 62H99V63H102V61L104 60L103 59V57L101 58ZM138 56V55H137ZM146 56H147V54H146ZM152 56V55H151ZM154 56V55H153ZM178 56V55H177ZM184 56H185V53H184ZM197 56V55H196ZM243 56V55H242ZM246 57H249V56H247V55H245ZM22 57V56H21ZM24 57V56H23ZM23 57L21 58V59H23ZM29 57V56H28ZM53 57V56H52ZM71 57V56H70ZM69 57V58H70ZM71 57V58H72ZM87 57H88V55H87ZM144 57H145V55H144ZM164 55L163 56H158V58H157V60L159 61V64H158V69L159 70H157V71H155V72H157L156 74H158V76H159V74H161L162 75V70L165 68V64L166 63H168V62H164ZM212 57V58H211ZM25 58V57H24ZM32 58V57H31ZM46 58H48V57H46ZM79 58H81L80 56H79ZM78 58V61H81L82 59H79ZM96 57H94V59H95ZM114 58V57H113ZM112 58V59H113ZM134 58H137V57H134ZM146 58V57H145ZM150 58V57H149ZM179 58V57H178ZM186 58V57H185ZM190 58V57H189ZM215 58V59H214ZM20 59V58H19ZM28 59V58H27ZM27 59H25V61L27 60ZM42 59H43V57H42ZM44 59H45V56H44ZM49 59V58H48ZM48 59H46L47 61H48ZM52 59V58H51ZM50 59V60H51ZM60 59V58H59ZM59 59H56V60H59ZM73 59V58H72ZM72 59H66V60H70V63L67 61L66 62V60H65V63L63 62V66H65V68L67 69L66 71H65V69L63 68L62 69V65H60L59 64V70H61V71H63L64 73L65 72H67L68 74H67V77L65 78V77H63V78H61L62 76H61V74H60V79H62L61 81H62V84H69V82L70 81H75V82H77L78 81V83H80V85H81V82H84L82 79H85L86 80V78H81V80H79L78 79V77L79 76H83V74L82 73H84L85 71H87V69L86 68H88L89 67V64L91 63L92 65H93V59H92V61L91 62H89V64H88V66H85L84 65V68H85V71H84V69L82 68V66L80 67V64H84V60H83V62L82 63H80V62H78V67H76L75 66V61L74 60H72ZM85 59V58H84ZM88 59V58H87ZM90 59V58H89ZM88 59V60H89ZM98 59V58H97ZM96 59V60H97ZM115 59V58H114ZM139 59H140V57H139ZM142 59H143V57H142ZM194 60H193V62L195 61V57L193 58ZM209 59V60H210ZM219 59V58H218ZM218 59H217V61H218ZM256 59H257V57H256ZM31 60V59H30ZM29 60V61H30ZM41 60V59H40ZM49 60V61H50ZM55 60V62H58V61H56ZM74 61L73 63H74V65L73 64H71L72 63V61ZM91 60V59H90ZM107 60V59H106ZM109 60H110V58H109ZM108 60V61H109ZM131 60V59H130ZM136 60V59H135ZM174 60V59H173ZM208 60V59H207ZM247 61H248V59H246ZM260 60H261V58H260ZM259 59H257V61L255 62V65L257 66V64L259 65L260 63L262 64V63H264V57H262V60L260 61ZM23 61V60H22ZM33 61H35V60H33ZM31 62V63H34V62ZM42 61H44V60H42ZM77 61V60H76ZM85 61H86V59H85ZM107 61V62H108ZM143 61V60H142ZM148 61V60H147ZM179 61H180V59H179ZM246 61V62H247ZM28 62V61H27ZM38 62V61H37ZM46 61H44V62H40V66H42L43 65V67H44V65L45 64H47V63H45ZM52 62V61H51ZM51 62H48V63H50V64H47L46 65V68H47V70H52L51 68L53 67V62H52V64H51ZM88 62V61H87ZM96 62V63H95ZM94 63H95V66H97V65H99L98 63H97V61H95ZM110 62H112V64H110ZM113 62H115V64H117L118 62H117V60L115 61V60H113V61H109V65H112V69H113V67L115 68V66H113ZM130 63V61H127V63ZM144 62H145V60H144ZM195 62H197V60L195 61ZM17 63H18V61H17ZM43 63H45V64H43ZM59 63V62H58ZM67 63H69V64H67ZM80 63V64H79ZM104 63V62H103ZM142 63V62H141ZM189 63V62H188ZM191 63V62H190ZM24 64V63H23ZM77 64V63H76ZM90 64V67L88 68V71L89 70H91L92 69V65ZM114 64V65H115ZM122 64V63H121ZM137 64H139V62L137 63ZM145 64V63H144ZM143 64V65H144ZM156 64V63H155ZM182 64H184V63H182ZM260 64V65H261ZM22 65V64H21ZM128 65V64H127ZM146 65H147V63H146ZM153 65V64H152ZM197 65V64H196ZM196 65H194V63H193V65H192V63H191V66H190V64L188 65L187 64V66H189L190 67V69H191V67H193L194 66V68L196 67ZM209 65V64H208ZM247 65V67H248V65H249V62H247L246 64H245V66ZM259 65V66H260ZM27 66H28V64H27ZM30 66H31V64H30ZM39 66V65H38ZM48 66V67H47ZM52 66V67H51ZM100 66V65H99ZM98 66V67H99ZM102 66V65H101ZM101 66H100V68H101ZM122 66H123V64H122ZM125 66H126V64H125ZM124 66V67H125ZM131 66V65H130ZM139 66V65H138ZM137 66V67H138ZM145 66V65H144ZM210 66H211V64H210ZM255 67V68H257L258 69V71L259 70H261L262 71V69H264V65H262L261 67L262 68H260V67ZM55 67H56V65H55ZM97 67V69L96 70H98L97 72H100L102 69H103V66H102V69H99ZM104 67H105V65H104ZM107 67H108V69H107ZM110 66H108V65H106V67H105V69H103V71L105 70L106 71V69L108 70V74H107V72H105L104 71V73H106V75L105 76H107L108 78H106L105 77V81H107V82H105L104 84H107L103 89H102V86L104 85V84H102V86L100 85L101 83H99V81H98V86H99V88H95V90L96 89H99L98 90V92L99 91H101V89H102V92L101 93H105L104 94V99L105 100H107V98L109 99V98H113V96H115V94H114V91L116 90L117 91V87H118V85H121V84H119V80H121V76H122V78H123V70H122V73H121V71H120V69H118V67H116L118 70L116 71V73L114 72V74L113 73H111L110 71H112L111 70V67L109 68ZM129 67V66H128ZM133 67V66H132ZM140 67H141V65H140ZM151 67H155V65H153V66H151ZM164 67V68H163ZM166 67H168V66H166ZM169 67H170V69L172 68V69H177V72H180L183 68H181V64L179 63V64H176V63H174V64H170L169 65ZM169 67H168V71H169ZM173 67H175V68H173ZM188 67V68H189ZM241 67H242V65H241ZM240 67V68H241ZM244 67V66H243ZM254 67H252V65H251V68H253V69H255ZM29 68H34L33 70H37V72L39 71V73H41V71L42 70H39L38 68L39 67H35V66H32V67H29ZM57 68V69H58ZM61 68V69H60ZM115 68V69H116ZM120 68H121V65H120ZM136 68V67H135ZM156 68V69H157ZM163 68V69H162ZM187 68V67H186ZM188 68H187V70L186 71H188ZM197 68V67H196ZM195 68V69H196ZM260 68V69H259ZM20 69V68H19ZM42 69H44V68H42ZM123 69H125V73L127 74V72H129V70L127 69V68H123ZM189 69V70H190ZM230 69V67L228 66L227 68H226V70L228 71ZM257 69L255 70L256 72H257ZM10 68H9V72H10ZM24 70V69H23ZM28 70H32V69H28ZM55 71V72H59V73H61V71ZM114 70V69H113ZM133 70V69H132ZM147 70V69H146ZM167 69L165 68V71H166ZM184 70V72L185 73H187L188 75H191V71H189L190 72V74L188 73V72H186ZM191 70H193V69H191ZM22 71V70H21ZM54 71V70H53ZM84 71V72H83ZM95 70H94V68H93V72H94ZM103 71H101V72H103ZM134 71V70H133ZM132 71V72H133ZM142 71V70H141ZM140 71V72H141ZM150 71H152L153 72V70L152 69H150ZM172 71V70H171ZM227 71H225V72H227ZM230 71V70H229ZM255 71H252V74L254 75L256 72ZM29 72V71H28ZM48 72V71H47ZM47 72H45V73H47ZM96 72V71H95ZM94 72V73H95ZM113 72V71H112ZM164 72V71H163ZM197 72V71H196ZM255 72V73H254ZM33 73V72H32ZM31 73V75H28L26 72L23 74V71H22V74H21V76L22 77H27L28 78V80L26 79V82H28L27 84L30 86L29 88H28V90H30V91H27V92H30L31 94H33V95H35V98H36V95L38 96V97H40V95H41V93L44 91L45 93L47 92L46 90H48L47 88H46V86H45V84L47 83V80H45L46 81V83H44L43 81H38L39 79H38V75H37V73H36V75L35 74H32ZM89 73H91V71L89 72ZM88 73V74H89ZM124 73V74H125ZM137 73H139V72H137ZM142 73V72H141ZM219 73H221V72H219ZM259 73V72H258ZM8 74V73H7ZM18 74V73H17ZM20 74V73H19ZM18 74V75H19ZM44 74V73H43ZM50 74H52V77L54 76V75H56L55 76V78H57L59 75L57 74V73H52V71H50ZM82 74V75H81ZM102 74V73H101ZM130 74V73H129ZM134 75L136 74V72L134 71V73H133ZM143 74H145V73H143ZM179 74V73H178ZM199 74V73H198ZM198 74H197V77H198ZM12 75V74H11ZM49 75V74H48ZM47 75V76H48ZM64 75H66V73L64 74ZM94 74H92V76H93ZM151 75V74H150ZM166 75H168V74H166ZM211 74H209V76H210ZM250 75V74H249ZM257 75V74H256ZM5 76V75H4ZM91 76V75H90ZM100 76H102V75H100ZM157 76V75H156ZM169 76V75H168ZM177 76V75H176ZM196 76V75H195ZM194 76V77H195ZM202 77H203V75H201ZM200 76V77H201ZM208 76V75H207ZM251 76V75H250ZM88 77H89V75H88ZM144 77H145V79H148L147 78V75L145 76L144 75ZM143 77V78H144ZM148 77H150V76H148ZM154 76H152L151 78L152 79H154L153 78ZM159 77H161V76H159ZM178 77V76H177ZM2 78H5V77H2ZM12 78V77H11ZM11 78H8L9 79V81H10V79ZM39 78H40V74H39ZM42 78V77H41ZM46 78V77H45ZM49 78V77H48ZM55 78H53V79H55ZM102 78H104V77H102ZM151 78H150V80H151ZM164 78H166V77H163V79H161V78H159V79H161V80H163L162 82L163 83H165L164 85L165 86H170L169 84L170 83H172V81L173 80H171V81H169V80H164ZM171 78H174L173 76L171 77ZM180 78V77H179ZM196 78V77H195ZM195 78H193V79H191V84H189V87H190V89L188 90V92L191 90V92L192 91H194V92H196V93H194L195 95H196V97H197V95H198V92L200 91V89L198 88V86L201 88V83H202V81H201V83L198 85L197 83H196V79ZM205 78H206V76H205ZM220 78H221V81H218V83H215L214 84V87H216V93H218L217 95H218V97H219V94H220V96H221V99L222 100H220L219 102H220V105L221 106H223L221 109L223 110H221V109H219V108H216V110L214 111L213 110V112L214 113H212V116H213V114H215V113H221L222 112V114H220V115H218V116H220L221 117V115H223V116H229V117H231L230 115H232L231 113H228V111H227V109H230V108H227L228 107V104H227V102H226V99L225 100H223L224 98V91L225 92H227L228 94H229V92L231 93H234L233 94V96H235V98H236V96H240V97H245V99L246 100H244L245 102V104L244 105H246V104H248V103H250V101L254 98V96H256L257 94V92H259V88L261 89L260 90V95L261 96H264V95H262V94H264V90H262V89H264V87H262V86H264V85H262V86H260L262 83H264V81H262L261 82V84L260 85H258V83H260V82H258L259 80V78L257 79V78H255V81H256V79L258 80L257 82V84H256V86H259V88L258 89H256L257 87H254L253 86V88H255L256 89V91H254L255 93H253V94H249V96L248 97H246L245 95H244V90H240V91H238V92H235V90L236 89H238V86L240 85V82L241 81H243V79L244 78H240V79H236L234 76H227V74L226 73H222V74H220ZM246 78H249V76L248 77H246ZM21 79V78H20ZM19 79V80H20ZM52 79V80H53ZM63 79H64V81H63ZM94 79V78H93ZM145 79H143V81L145 80ZM158 79V78H157ZM158 79V80H159ZM199 79V78H198ZM1 80V79H0ZM5 80V79H4ZM3 80V81H4ZM88 80V79H87ZM103 80V79H102ZM102 80H100V82L102 81ZM104 80L102 81V82H104ZM124 80H127L126 78L124 79ZM200 80V79H199ZM203 80V79H202ZM228 80V81H227ZM8 81V80H7ZM13 81V80H12ZM17 81H18V79H17ZM81 81V82H80ZM119 81V82H118ZM122 81V80H121ZM136 80H134V83H136V84H138V82H135ZM138 81H140V80H138ZM148 81V80H147ZM155 81H157V80H155ZM178 81H180V80H178ZM222 81L224 82V81H226L225 82V87H222L223 86V84H222ZM2 82V81H1ZM16 82V81H15ZM24 82H25V80H24ZM73 82H71L70 84H69V86H68V84H67V86L68 87H70L72 84L74 85L75 83H73ZM129 82V81H128ZM146 82V81H145ZM154 82V81H153ZM209 82V81H208ZM17 83V82H16ZM78 83H76L77 85H78ZM92 83V82H91ZM117 83H118V85H117ZM122 83V85L121 86H123V82H121ZM133 83V85H135V86H137L136 84H134ZM209 83H211V85H213L212 84V82L210 81ZM220 83V84H219ZM1 84V83H0ZM4 84H6L5 82H4ZM4 84L2 85V87L4 86ZM85 84H86V81H85ZM84 83H83V86H82V88H83V90L85 89V85ZM150 84V83H149ZM195 84L197 85V86H195ZM203 84V86L202 87H205V85L207 84V82L205 83V85H204V83H202ZM12 85V84H11ZM24 85V84H23ZM48 85V84H47ZM60 85H61V83H60ZM59 85V86H60ZM65 85H62L63 87L65 86ZM72 85V86H73ZM77 85H75V86H77ZM79 85V86H80ZM85 85V86H84ZM125 85V84H124ZM126 85H127V82H126ZM162 85V84H161ZM172 85V84H171ZM10 86V85H9ZM18 86V85H17ZM6 87H7V85H6ZM15 87V86H14ZM21 87V86H20ZM46 89H45V88ZM66 87V86H65ZM87 87V86H86ZM124 87V86H123ZM123 87H122V89H123ZM140 87V86H139ZM159 87H161V86H159ZM163 87V86H162ZM171 87V86H170ZM230 87L232 88V89H230ZM12 88V87H11ZM11 88H9L10 90H11ZM25 88V87H24ZM42 90V88H44L43 90H42V92L40 91V89ZM73 88H74V86H73ZM78 88V87H77ZM92 88V87H91ZM120 86L118 87V92L117 93H119V90H120ZM130 88V87H129ZM128 88V89H129ZM234 88V89H233ZM13 89V88H12ZM57 89V88H56ZM61 89H63V88H61ZM80 89V88H79ZM124 89H125V87H124ZM132 89V91H134L133 93H135V90H134V88H131ZM141 90H139V92H143L144 91V88H140ZM143 89V90H142ZM154 89H156V88H154ZM176 89V88H175ZM174 89V90H175ZM15 90V89H14ZM22 89H20V91H21ZM27 90V89H26ZM59 90H60V88H59ZM58 90V91H59ZM64 90H66V88H64ZM64 90H62V92H60L59 94H62L63 92H64ZM68 90V89H67ZM71 90V89H70ZM75 90V89H74ZM77 90V89H76ZM75 90V91H76ZM83 90H80V91H82L83 92ZM86 90H87V88H86ZM85 90V91H86ZM94 90V91H95ZM137 90V89H136ZM152 90V91H151ZM151 90H149V92H148V97L150 96V95H152L153 94V92L155 91H153V89H151ZM203 90V89H202ZM201 90V91H202ZM258 90V91H257ZM7 90H5L4 92H6ZM18 92V93H21V92ZM23 91V90H22ZM49 91V90H48ZM53 91V90H52ZM51 91V92H52ZM58 91H53V92H58ZM97 91V90H96ZM93 92V93H91V94H93L92 96V98H91V96H90V98H88V97H86V100H81V98L79 99L81 102L83 101H86L85 103L87 104L86 106V108L84 109V110H86L85 112V114H84V111H83V109H81L80 110V112H77L76 111V114L77 115H79L78 116V118L82 115V114H84V118H86L87 116V118L88 119H94L95 118V120H93V124H94V121L96 122V123H98V121L99 120H97V119H100V118H97L98 117V115H99V113L100 112H98V111H100L101 109H102V107L104 106L103 105V101L102 102H100L103 106L101 107L100 106V103L98 104V102H99V100H102L103 98V95H102V99H98V102H97V100H96V97L98 98V94H97V92ZM115 91V92H116ZM131 91V92H132ZM157 92H156V94L158 93V90H156ZM43 92V96L42 97H46L47 98V93L45 94ZM77 92H79L78 90L76 91V94H77V98H79V97H81V95L78 97V95H79V93H77ZM82 92L80 93V94H82ZM91 92H92V90H91ZM161 92V91H160ZM10 93H12V91H10ZM23 93V92H22ZM65 93V92H64ZM88 93V92H87ZM96 93V94H95ZM133 93H132V95H133ZM136 93H138V90H137V92ZM215 93V94H216ZM24 94V93H23ZM26 94V93H25ZM49 94H51V93H49ZM53 94V93H52ZM66 94V93H65ZM71 94V93H70ZM76 94H74L73 96H72V94L71 95H69V92L67 91V96L69 95V98H70V96H72V97H75V95ZM85 94V95H84ZM90 93H89V95H91ZM256 94V95H255ZM9 95V94H8ZM11 95V94H10ZM15 94L13 93L12 94V97L14 96ZM27 95V94H26ZM25 95V96H26ZM32 95V96H33ZM63 96H64V94H62ZM155 95V94H154ZM60 96L61 95H57V96H54V98H52V99H55V97H59L60 98ZM83 96H87L86 95V92L85 93H83V95H82V97ZM137 96H139V95H133V99H131L130 101H129V105L131 104H133V103H135L134 102V100L136 99V97ZM158 96V95H157ZM194 96V95H193ZM238 96V97H239ZM23 97V96H22ZM31 97V96H30ZM34 97V96H33ZM62 97V96H61ZM65 98H66V96H64ZM99 97V98H100ZM107 97V98H106ZM195 97V102H194V108H200L201 109V105H202V103H198L197 102V98ZM51 98V97H50ZM194 98V97H193ZM10 99H11V97H10ZM10 99H8L9 100V102H11V100ZM34 99V98H33ZM57 99V98H56ZM67 99V98H66ZM84 99V98H83ZM14 100V98H12V101ZM31 100V99H30ZM49 99H47V101H48ZM60 100V99H59ZM58 100V101H59ZM194 100V99H193ZM7 101V100H6ZM46 101V102H47ZM57 101V102H58ZM67 101V100H66ZM78 102V100H77V102L80 104L81 102ZM109 101H111L110 99H109ZM112 101L113 102H117V100L116 99H112ZM15 102V101H14ZM55 102V103H54ZM56 101H54L53 100V102H52V106H53V104H56L57 103ZM74 102V101H73ZM76 101H75V103H77ZM97 104H96V103ZM107 102V101H106ZM47 103H49V101L47 102ZM59 103V102H58ZM72 103V102H71ZM109 104H110V102H108ZM112 103V102H111ZM6 104H8V102H6ZM59 104H61V102L59 103ZM11 105H14L13 107L14 108H16L15 106H17L18 105V103H17V105H15V103H13L12 102V104ZM81 105H85L84 103L83 104H80V107H81ZM137 107H136V106ZM154 105V104H153ZM219 105V106H220ZM46 106V105H45ZM47 106H49L48 104H47ZM75 106V105H74ZM94 106H96L95 107V109H98V111H97V113H98V115L95 113V116L97 115V117H95V116H93L94 115V113L92 112V107L94 108ZM101 107V109L100 108H97V107ZM110 106H112V105H110ZM109 106V107H110ZM126 106H128V105H126ZM141 106H142V103H141ZM140 106V107H141ZM144 106V105H143ZM187 106H188V104H187ZM261 108H262V110L260 109V110H257L258 112L257 113H259V116H264V115H262V114H264V113H262V112H264V104H261ZM18 107V106H17ZM23 107V106H22ZM21 107V108H22ZM55 107V106H54ZM76 107V106H75ZM80 107H78V104H77V107H76V110H79V108ZM113 107V106H112ZM122 107V106H121ZM134 107H136L135 109H136V113H129L128 115L126 114V113H124V116H121V115H116V118L115 117H113V116H115V115H113V116H111V114H110V112L108 111V110H106V112L104 111L103 112V114H102V120H103V125H104V128L106 129V132H105V134L106 133H111L112 134V131L114 130V127L112 126V123L114 124V126L115 125H117L118 124V122L120 121V120H122V121H120L121 122V126H122V130L119 128V130L117 131V133H115L114 131H113V133H115L116 134V136H115V134H114V136L115 137H119V139H121V140H123V136L126 134L125 133V129H134L133 131H131L128 135L130 136V134H131V136H132V134L134 135L135 134V132L137 133V132H140V135L139 136H141V135H148V134H151L150 132H152V129H154V128H156V127H158V125H160L161 123H159L160 122V120L159 121H157L158 123L156 124L155 123V125H151V121L150 122H148V124H145V125H143V126H140V123L138 122V118H139V116H141V117H143L144 116V112L143 113H141L138 117H136V115L135 114H137V112L138 111H140V107H139V105H137V104H134ZM185 107V106H184ZM188 107H191V105H189ZM187 107V108H188ZM193 107V106H192ZM242 107V106H241ZM20 108V107H19ZM33 108V107H32ZM46 108V107H45ZM56 108H57V106H56ZM60 108V107H59ZM68 108H70V107H68ZM88 108H90L89 109V111H88ZM104 108V107H103ZM142 108V107H141ZM149 108V107H148ZM234 108H236V107H234ZM256 108V107H255ZM255 108H250V109H245L244 107H242V109H245V112H243L242 110H238V111H240V112H243V113H246V114H244V116H243V114H240V112H236L235 114H233L232 115V117H234V119H242V117H243V123H244V127H247V129H248V133L247 134H245V139H243L242 141H239L237 138H236V140L237 141H235V142H237L236 144L237 145H239L238 147H234V148H238L239 149V151L241 150L240 148H242L243 149V154H244V156H245V150H247L248 151V149H247V145H248V143L249 142H252V141H254V140H256L257 138H261V137H264V132H262L261 131V127H264V117H262V119L260 120L261 122H259V120L258 119H256V120H254V121H251V122H248L247 123V121L250 119V118H252V117H256V116H253L254 115V113L256 114V112H253V111H256L255 110ZM257 108H259L258 106H257ZM16 109H18V108H16ZM23 109V108H22ZM25 109V108H24ZM30 109V108H29ZM44 109V108H43ZM48 109H49V107H48ZM51 109H52V107H51ZM50 109V110H51ZM54 109V108H53ZM61 109V108H60ZM100 109V110H99ZM122 109V108H121ZM150 110H152L153 109V106L151 105V107L149 108ZM254 109V110H253ZM30 110H32V109H30ZM33 110H35V108L33 109ZM32 110V111H33ZM57 110V109H56ZM66 111H67V109H65ZM110 110V109H109ZM114 110V109H113ZM186 110V109H185ZM184 110V111H185ZM28 111V110H27ZM31 111V112H32ZM36 111V110H35ZM35 111H33V113L35 112ZM41 111H42V109H41ZM55 111V110H54ZM53 111V112H54ZM71 111V110H70ZM261 113H260V112ZM21 112H22V110H21ZM43 112V111H42ZM42 112L40 113V111H39V113H40V115H42ZM56 112V111H55ZM59 112V111H58ZM75 112V111H74ZM109 112V113H108ZM113 112V111H112ZM124 112V111H123ZM141 112H142V110H141ZM27 113H30V111H28ZM32 113V114H33ZM39 113H38V115H39ZM68 113V112H67ZM67 113L64 111V115H67ZM140 113V112H139ZM146 113V112H145ZM8 114V113H7ZM12 114H13V112H12ZM22 114V113H21ZM24 114V113H23ZM32 114L29 116V117H31L32 116ZM44 114H48L47 113V111L44 113ZM51 114H52V112H51ZM50 114V115H51ZM56 114L57 113H55V115L54 114H52L51 115V117H53V115L54 116H56ZM59 114V113H58ZM71 113H69L68 115H70ZM73 114V113H72ZM75 114V115H76ZM110 114V115H109ZM172 114H173V112H172ZM203 114V113H202ZM261 114V115H260ZM35 115V114H34ZM34 115H33V117H34ZM60 115V114H59ZM63 115V116H64ZM74 115V116H75ZM76 115V116H77ZM85 115H86V117H85ZM127 115V116H126ZM138 115V114H137ZM217 115V114H216ZM240 115H242V117L240 118ZM9 116V115H8ZM12 116H14V115H12ZM15 116H16V114H15ZM42 116H44L45 117V115H42ZM73 116V115H72ZM92 116H93V118H92ZM111 116V117H110ZM4 117H6V116H4ZM3 117V118H4ZM35 117H37V116H35ZM34 117V118H35ZM39 117L40 116H38V118H33L34 120H36V119H39ZM57 118H58V116H56ZM55 117V118H56ZM83 117V115L81 116V118ZM113 117V121L111 120V119H109V118H112ZM117 117H118V119H117ZM145 117H146V115H145ZM201 117V116H200ZM3 118L1 119V120H3ZM48 118V117H47ZM54 118V117H53ZM75 118V117H74ZM211 118H214V116L213 117H211ZM5 119V118H4ZM22 119V118H21ZM49 119V118H48ZM111 120V121H109V120ZM131 119H132V121H131ZM171 119H174V115H172L171 117H168L167 118V120L164 122V123H162L163 125H166V131H170L171 130V128L172 127H174V126H169V121L171 120ZM201 119H202V117H201ZM260 119V118H259ZM0 120V121H1ZM22 120H24V119H22ZM43 120H45V119H43ZM43 120H42V122H43ZM55 120V119H54ZM53 120V121H54ZM101 120V119H100ZM130 120V123H127L128 121ZM141 120H142V118H141ZM143 120H145V119H143ZM149 120V119H148ZM17 121H19V120H17ZM51 121H52V119H51ZM140 121V120H139ZM226 121H228V120H226ZM32 122H33V120H32ZM36 122V121H35ZM37 122H39V121H37ZM41 122V123H42ZM57 122V121H56ZM119 122V123H120ZM221 122V123H220ZM220 122H218L219 124H220V126H219V128L218 127H216L217 129H213V128H208L207 127V125L205 124V127H204V125L202 126H200V127H198V128H196V137L192 134V133H190V134H192L195 138H193V136H191L192 137V139H191V137H189V139H191L192 141V146H194L195 147V149H189V151L187 152V156H186V159H185V157H184V160H186L188 163H190V164H185V167L184 166H182V165H184L183 163H182V165L180 164V163H178L177 162V160H175L176 162H175V167L177 168V171H181V172H183V175H182V177L184 176L185 177V181L184 180H182V181H184V182H182V183H184V185H182V183H181V185L179 184V182H178V185H179V188H175V190H176V192L174 193L175 195H176V197H175V199H178L179 200V198H181L182 197V195H183V191L182 190H185V193H187L188 195H190V197L188 198V199H186L185 201H183V199H181L182 200V202H181V204L184 206V204H185V206L187 205V202L191 199V198H196L197 196V194L196 193H198V191H200L202 188H204V185L206 184V185H210L211 186V183H212V187H210V188H208L207 190H209L210 192L207 194V195H210V197H212L213 198V194L211 195L210 193H212L211 192V190L212 189H215V188H219V189H217L218 190V192H217V194H216V196L215 197H221L222 198V196H223V194H222V192L221 191H224L225 189H228L229 191H227V195L228 194H230V192H231V190H232V188H231V190H230V187L229 186H231V185H233L231 182L230 183H228V181L227 182H225V178H224V176H222V174L219 172V171H216V170H213L212 169V167L210 166V165H212V164H215L216 166H222V167H224L225 165H226V162L227 161H230V162H232L233 164H237V163H239V165L238 166H236V167H234L233 166V164H232V168L233 169H236V170H234L233 172H231L232 173V175H234L233 177H234V181L238 178V176L237 177H235L236 176V173H241V171L243 172V171H245L246 172V175H247V173L249 174L251 171H254V169H256L255 167H257V166H255V164H253V162L252 161H250V163H252L251 165H250V163H248V166L246 165V164H244V161H245V158L244 157H241V159H239V162L236 160V162L234 163L233 161H231V160H233L234 159V161H235V159H236V156H237V154L236 155H231V157H230V155L229 156H225L226 158L225 159H223L224 158V156H223V158L221 157V156H218V155H216L217 154V152H215V151H213L215 154H211V153H209L208 152V156L206 157L205 156V154L203 155L204 157H200V156H198L199 155V153H197L195 150H199V149H203V148H206V147H208V146H210V145H212L213 143H214V141H212V144H210L211 143V139L213 138V137H215V143L213 144L215 147H217V144H216V140H218L220 143H221V141H223L224 140V138H222V136H221V134H220V130H222V132H223V130L225 129H222L224 126H225V124H224V122H225V120H223V119H220ZM231 122V121H230ZM20 123H21V121H20ZM45 123H47V122H45ZM45 123H43V124H45ZM53 123H55V121L54 122H52V124ZM89 123H91V122H89ZM95 123V125H94V130H97V129H99L98 127H95V126H97V124ZM100 123V122H99ZM217 123V124H218ZM51 124V123H50ZM214 124V123H213ZM246 124V125H245ZM70 125V124H69ZM17 126V125H16ZM45 126V125H44ZM63 126H65L66 127V125H63ZM68 126V125H67ZM89 126H91V125H88L87 124V127L89 128ZM119 126V125H118ZM118 126H117V128H118ZM120 126V127H121ZM211 127H214V126H212V125H210ZM1 127V126H0ZM51 127V126H50ZM69 127V126H68ZM68 127H66V128H68ZM109 127H113V129L112 130H110L109 132H107L109 129H111V128H109ZM188 127L189 126H186V125H184V128H182L183 129V136H186L187 134H186V132H188L187 130H188ZM228 127V126H227ZM15 128V127H14ZM19 128V127H18ZM43 128H45V127H43ZM47 128V127H46ZM74 128V127H73ZM76 128H78L77 126H76ZM88 128H87V130H88ZM101 129H102V127H100ZM103 128V129H104ZM115 128H116V126H115ZM89 129H91V128H89ZM9 130V129H8ZM64 130V129H63ZM67 130V133H66V135H69L70 136V134L72 133V129L70 130V128L69 129H66ZM65 130V131H66ZM69 130L71 131V132H69ZM81 130V129H80ZM94 130H93V128L90 130V131H92V132H94ZM141 130V131H140ZM41 131V130H40ZM39 131V132H40ZM77 131H79V130H77ZM85 131V130H84ZM225 131V130H224ZM15 132H16V130H15ZM18 132H19V130H18ZM23 132H24V130H23ZM23 132H22V134H23ZM38 132V131H37ZM70 134H69V133ZM74 133H72L73 135H75V136H73L72 134V137L70 136V138H72L71 139V141L69 140V139H67V140H69L68 141V146H71V147H73V149H75L76 147H79L80 146V144L83 142V140H81V139H79V138H77V135H78V133H76V129L74 128V131H73ZM142 132V133H141ZM181 132V133H182ZM227 132V131H226ZM4 133V132H3ZM26 133L27 132H24V134L26 135ZM64 133V132H63ZM82 132H80L79 133V135L81 134ZM102 133L104 134V132L102 131ZM145 133V134H144ZM8 135V133H5V135ZM16 134V133H15ZM24 134H23V136L22 137H24ZM28 134V136L26 135L25 137L27 138L28 137V139H29V137H30V134L31 133H27ZM83 134V133H82ZM85 134H86V132H85ZM84 134V135H85ZM103 134H101L100 136L101 137H104L105 136V134H104V136H103ZM186 134V135H185ZM190 134H189V136H190ZM198 134V135H197ZM33 135H34V133H33ZM32 135V136H33ZM66 135H64L65 137H67ZM78 135V137H80ZM145 135V136H146ZM182 135V134H181ZM12 136V135H11ZM14 136V135H13ZM63 136V137H64ZM144 136V137H145ZM8 137H10V136H8ZM18 138H19V140L20 139H22L21 138V135L20 136H17ZM38 137H39V135H38ZM113 137V136H112ZM188 137V136H187ZM226 137V136H225ZM17 138V139H18ZM62 138V137H61ZM67 138H69V137H67ZM81 138V137H80ZM147 138V137H146ZM6 139H7V137H6ZM10 139V138H9ZM9 139H7L6 141H5V143L7 142V143H9ZM13 139V138H12ZM17 139H16V141H17ZM33 140H34V138H32ZM83 139H84V136H83ZM104 139V138H103ZM220 139H221V141H220ZM223 139V140H222ZM5 140V139H4ZM66 140V139H65ZM66 140V141H67ZM85 140V139H84ZM214 140V139H213ZM23 141V140H22ZM217 141V142H218ZM233 141V140H232ZM28 142V141H27ZM88 139L87 140H85V143H87L88 144ZM147 142H150V141H147ZM147 142H145L144 140H143V137H142V140H140V142H139V144H136V146L134 145L133 146V148H131L132 147V144H129V143H126V144H128V145H126L125 146V144H124V146H123V144H122V147L125 149V150H127L126 149V147L129 149V148H131L132 149V156H131V154L129 155V157L131 156V158H129L128 159V157H125V153H124V149L122 150V153L121 154H123L124 156H122L121 154H120V159L118 160L119 161V163H117V165L118 164H120V162L121 161H123V162H125V165L123 164V172H124V169H125V172H124V176L125 177H122L123 175L121 174V172L120 171H115L116 170V167H117V165H113L112 163H115L114 162V158H113V154H115V153H112V151L110 152V153H112V154H110L109 152H108V158H112L110 161L112 162H110V161H108L109 163H107V161H105L106 163H104V162H101L100 164H102L101 166L103 167H101L99 170L97 169V168H95V169H97V170H94L93 168H94V166H92V167H89V166H87V165H84V163H83V165H78V172L80 171V172H82V175L83 176H85V178H86V180L88 179L89 180V178H91L92 180H91V182H93V183H91L90 181H89V184L91 183V186L92 187H87L88 188V190H91L90 192H92L91 194V197L93 196V198H91L90 199V203H87V204H89V205H86V207L88 206V208L86 209V210H82V212H80L81 211V209L82 208H80V211H77L78 213H80V215H82L83 217H82V220L80 221V223H83L81 226H83V225H87L86 223L89 221V219H93V221L92 222H90V223H99V222H101L100 223V225L102 226H105V223L104 222H106V221H109V220H113V221H115L116 220V222L114 223L116 226H117V228H118V226H120V230L122 229V235H120V234H116L117 235V237L119 236V243L121 242L123 245H121V246H127L128 245V243L126 242L127 241V239L129 238L128 237V233H129V231H128V226H129V224L131 223V221L134 219L133 217L135 216V218H136V216H137V214H139L138 213V210H137V206H139V208H140V212L142 211L141 209L142 208H144V210H146L147 211V220L149 219L150 220V217H152L153 216V218L154 219H152L153 220V224H157V223H159V220H160V213H158V210H159V208H161L162 206H160V204L162 205L163 203H164V201L161 199V197L160 196H162L163 195V193L164 192H161V189L159 188V186H163V184L164 183H160V181H163L164 182V177H166V176H163V174H165L166 175V172L164 171V167H162L163 166V162L164 161H167V160H169L168 159V157L166 158V156L164 155L163 157L165 158V159H160V160H158V161H154L156 164L154 165V167H152L150 164V161H151V159L149 158V157H151V156H149V155H146V152L147 151H152V149H153V147H154V145L152 144V143H148V144H144V143H147ZM224 142V141H223ZM234 142V143H235ZM239 142V143H238ZM4 143V142H3ZM5 143H4V145H5ZM6 143V144H7ZM10 143H11V141H10ZM16 143V142H15ZM19 143V142H18ZM209 143V144H208ZM225 143V142H224ZM20 144H21V142H20ZM24 144H26V143H24ZM23 144V145H24ZM83 144V143H82ZM235 144V145H236ZM1 145H3V144H1ZM13 145V144H12ZM112 145V144H111ZM129 145H131L130 147H129ZM236 145V146H237ZM256 145V142H255V144L253 145V147L252 148H254V146ZM17 146H19V145H17ZM65 146V145H64ZM63 146V147H64ZM87 146V145H86ZM2 147V146H1ZM14 147V146H13ZM24 147V146H23ZM52 147V146H51ZM54 147V146H53ZM201 147H203V148H201ZM218 147H219V145H218ZM223 147V146H222ZM222 147H220V148H222ZM4 149H5V147H3ZM25 148V147H24ZM56 148V147H55ZM111 148H113V147H111ZM223 148H226V147H223ZM233 148V149H234ZM251 148V149H252ZM4 149H2L3 150V152H2V154L4 153ZM10 149V148H9ZM17 149V148H16ZM45 149V148H44ZM50 149V148H49ZM60 149V148H59ZM130 149V150H131ZM218 149V148H217ZM250 149V150H251ZM1 150V151H2ZM40 150V149H39ZM58 150V149H57ZM72 150V149H71ZM211 150V149H210ZM222 150V149H221ZM226 150V149H225ZM236 150V149H235ZM129 151V150H128ZM153 151H154V149H153ZM239 151H237V152H239ZM242 151V150H241ZM247 151H246V153H247ZM253 151V150H252ZM12 152V151H11ZM37 152V151H36ZM126 152V151H125ZM130 152V151H129ZM156 152V151H155ZM225 152V151H224ZM8 153V152H7ZM65 153H67V150L65 151L64 150V153H63V155H65ZM150 153V152H149ZM152 153V152H151ZM150 153V154H151ZM242 153V152H241ZM255 153V151H253V154ZM262 153H264V151H262ZM2 154H1V156H2ZM37 154V153H36ZM105 154H107V153H105ZM148 154V153H147ZM153 154V153H152ZM151 154V155H152ZM211 154V155H210ZM221 154H222V151H221ZM242 154V155H243ZM247 154H249V152L247 153ZM246 154V155H247ZM253 154H251V155H253ZM33 155V154H32ZM43 155V154H42ZM73 155H75V154H72V156ZM81 155V153H79V157H80V160L81 159H84L83 157L84 156H80ZM110 155H112V156H110ZM219 155H220V150H219ZM223 155V154H222ZM28 156V155H27ZM31 156V155H30ZM29 156V157H30ZM35 156V155H34ZM37 156H38V154H37ZM76 156V155H75ZM110 156V157H109ZM149 156V157H148ZM185 156V155H184ZM235 156V157H234ZM18 156H16V158H17ZM26 157V156H25ZM28 157V158H29ZM41 157H43V156H41ZM41 157H40V159H41ZM114 157H115V155H114ZM125 157V158H124ZM206 157V160L204 159ZM218 157H221V158H218ZM234 157V158H233ZM239 157V156H238ZM1 158V157H0ZM20 158V157H19ZM30 158H32V157H30ZM61 158H63V156L61 157ZM105 158H106V156H105ZM3 159V158H2ZM5 159V158H4ZM50 159V158H49ZM117 159H118V157H117ZM116 159V160H117ZM123 159V160H122ZM129 160V162L128 163H126L128 160ZM205 161H204V160ZM249 159V158H248ZM19 160V159H18ZM22 160V159H21ZM25 160V159H24ZM51 160V159H50ZM56 160V159H55ZM76 160V159H75ZM163 160V161H162ZM172 160V159H171ZM3 161V160H2ZM23 161V160H22ZM36 161H38V160H36ZM77 161V160H76ZM88 161H89V163H90V160L88 159ZM226 161V162H225ZM16 162V161H15ZM43 162H44V160H43ZM48 162V161H47ZM85 162V161H84ZM97 162H99V161H97ZM147 162L149 163V164H147ZM167 162H169V161H167ZM203 162H204V164H203ZM25 163V162H24ZM41 163V162H40ZM49 163V162H48ZM54 163V162H53ZM224 163H225V165H224ZM11 164V163H10ZM32 164V163H31ZM41 164H43V163H41ZM92 164V163H91ZM98 164V163H97ZM109 164H111V165H109ZM7 165H9V164H6L5 166H4V168H6V167H8ZM37 165V164H36ZM47 165H49V164H47ZM51 165H52V163H51ZM105 167H104V166ZM108 165V166H107ZM150 165V166H149ZM157 165H158V168H157V171L155 172L156 173V176H155V174L153 173H151L150 172V170H148V169H156L155 168V166L157 167ZM171 165V164H170ZM214 165V166H215ZM10 166H13V164H11ZM45 165H43V167H44ZM76 166V165H75ZM91 166V165H90ZM96 166V165H95ZM111 166V167H110ZM149 166V167H148ZM2 167V166H1ZM15 168H13V167H9V172L8 171H6L7 173H5V176H6V174H9V175H13L14 173H17V172H15V171H19L20 170V166H19V169H18V167H16V166H14ZM42 167V166H41ZM47 167H49V166H46L45 168H47ZM53 167H54V165L52 166V169H53ZM119 167V166H118ZM130 167V168H129ZM132 167V168H131ZM141 167H142V169L143 168H146L147 167V169H145L146 170V172H148V173H146L147 174V176L148 177H151L152 179H149V182L148 183H139V182H142L141 180H139V179H136L137 178V176L139 175H141ZM166 167V166H165ZM169 167V166H168ZM188 168V169H185V168ZM217 167V168H218ZM17 168V169H16ZM160 168V169H159ZM190 168V169H189ZM16 169V170H15ZM51 169V171L52 172H54L55 171V168L52 170ZM67 169V168H66ZM232 169V170H233ZM238 169V170H237ZM44 170V169H43ZM46 170V169H45ZM48 170V169H47ZM145 170H143V171H145ZM148 170V171H147ZM195 170V171H194ZM199 170H201V171H199ZM1 172L3 171L2 170V168H1V170H0ZM35 171H37V173L38 174H40L41 173V175L42 174H45V173H43V172H41L40 171V173H39V171L36 169ZM50 171V173H51V175H52V177H53V175H55V173L54 174H52V172ZM56 171H58V170H56ZM115 173H114V172ZM203 172V174H205L204 175V177H203V179H204V181H201L200 183H199V187L198 188H196V190H193V192H188L187 190H188V188L189 189H191L190 188V183H191V181L192 180H194L195 178L193 177V175L192 174H196L197 172ZM20 172V171H19ZM33 171H31V173H32ZM46 172H48V171H46ZM28 173H29V171H28ZM34 173V172H33ZM33 173L32 174H30V176L31 175H33ZM36 173V174H37ZM150 173H151V175H150ZM221 174V175H218L217 176V174ZM244 173V172H243ZM243 173H241V174H243ZM35 174V175H36ZM48 174V173H47ZM142 174H143V172H142ZM149 174V175H148ZM200 174V173H199ZM229 174V173H228ZM11 175V176H12ZM15 175V174H14ZM16 175H20V173L19 174H16ZM15 175V176H16ZM41 175H38V176H41ZM122 175V176H121ZM154 175V176H153ZM231 174L228 176V175H226V176H228L229 178L232 176ZM240 175V174H239ZM2 176H3V174H2ZM14 176V177H15ZM46 176V175H45ZM59 176V175H58ZM57 176V177H58ZM97 176V177H96ZM110 176L112 177L111 179H110ZM163 176V177H162ZM225 176V177H226ZM243 176H245V175H243ZM1 177V176H0ZM4 177V176H3ZM6 177H8L9 178V176H6ZM19 177V176H18ZM33 177V176H32ZM47 177V176H46ZM61 177V176H60ZM135 177V178H134ZM158 177H159V179H160V177H161V180L160 181H158ZM233 177L230 179V180H232L233 179ZM15 178H17V177H15ZM35 178V177H34ZM38 178V177H37ZM42 178H43V176H42ZM42 178L40 179V177H39V179L40 180H42ZM50 178H51V176H50ZM65 178V177H64ZM63 178V179H64ZM70 178V177H69ZM122 178V179H121ZM229 178H228V180H229ZM240 178V177H239ZM238 178V179H239ZM10 180L11 179H13L12 177L11 178H9ZM33 179V178H32ZM32 179H30V177H29V180L31 181ZM39 179H38V181H39ZM44 179V178H43ZM48 179H49V176H48ZM43 180V181H41L40 182V185L39 184H37L36 183V181H35V184H37L36 185V187H38V186H40L41 188L40 189H43V187H44V189H46L45 191H47L48 192V194H49V188H50V186H51V182L52 181H50V180ZM52 179V178H51ZM53 179H54V177H53ZM58 180V178H56L55 177V180ZM124 179V180H123ZM184 179V178H183ZM4 180H7V178H5L4 177ZM3 180V183H2V181L0 180V185L1 184H8L9 185V183H7V182H5ZM20 180V179H19ZM24 180V179H23ZM22 180V181H23ZM64 180H66V178L64 179ZM229 180V181H230ZM108 181V182H107ZM110 181H112V183L113 182H115L114 183V185L112 184V183H110ZM129 181L132 183V184H130V185H135L136 184V186L134 187V189H136L137 191L136 192H134V191H131V189L129 188V186H124V184L122 185V183L124 182H127V183H129ZM8 182H9V180H8ZM54 182V181H53ZM52 182V183H53ZM57 182V181H56ZM61 182V181H60ZM62 182H63V180H62ZM26 183H27V181H26ZM29 183V182H28ZM57 183H59V182H57ZM11 185H9V186H12V183H10ZM32 184V183H31ZM34 184V185H35ZM61 184V183H60ZM112 184V185H111ZM2 185V186H3ZM57 185V186H56ZM56 185H54L53 186V184H52V189L54 188H56V187H58V186H60L61 187V185H59V184H56ZM66 185V184H65ZM111 185V186H110ZM143 187V192H144V194H142L139 190L141 189V186ZM156 185H158V186H156ZM187 186L188 185V187H184V186ZM201 185H202V187H201ZM246 185H247V188H248V186L250 187V191H252L250 194H252L251 196H249V198H248V200H249V202H250V204H248L249 205V207L250 208H252V212H254V210L253 209H257L258 208V210H256V211H259L260 212V221L262 222L259 226H258V230H255V231H253V232H257V233H255V235L256 234H258V232L259 233H262V234H264V197H262V196H264V194H262V192H264V176H261L260 177V179L259 180H254V179H247L246 180ZM7 186V185H6ZM25 186H26V184H25ZM226 186H228V188L226 187ZM5 186H3V188H4ZM33 187V186H32ZM32 187H31V189H32ZM63 187V186H62ZM192 187V186H191ZM226 187V188H225ZM1 189H3L2 187H0ZM8 188V187H7ZM29 188V187H28ZM81 188V185H79V188H78V191L80 192V193H83V191L80 189ZM87 188L85 189V190H87ZM186 188V189H185ZM0 189V207H1V209L3 208L4 210L3 211H0V213L2 212H5V211H7V212H5L6 213V215H7V213H8V215L10 216V214H11V212L9 211V209H11V210H13L14 211V204L16 205V203H18L17 201H19L18 199H17V201H16V203H14V197H19V196H15V195H12L13 194V192H12V194L10 193V190H9V188L8 189H6V187L3 189V191ZM10 189H11V187H10ZM31 189H29L28 191H30L31 192V194H35L34 196H35V199H36V193H37V189L38 188H36V190H35V188L33 187V189L34 190H32L31 191ZM44 189L42 190V191H44ZM197 189H199V190H197ZM252 189V190H251ZM27 190V189H26ZM173 190V189H172ZM13 191V190H12ZM23 191H25V190H23ZM41 191V192H42ZM62 191V190H61ZM60 191V192H61ZM78 191L76 192V194L78 193ZM174 191V190H173ZM192 191V190H191ZM233 191V190H232ZM15 192V191H14ZM52 192V191H51ZM86 192V191H85ZM114 192H116V193H114ZM135 193V194H133L134 195V197H133V195L131 194V193ZM152 193L153 195H149L148 193ZM214 192V191H213ZM261 192V193H260ZM19 193V192H18ZM21 193H22V191H21ZM27 193V192H26ZM42 193H44V192H42ZM61 193H63V192H61ZM61 193H60V195H61ZM79 193V194H80ZM114 193V194H113ZM15 194H16V192H15ZM87 194H89V193H87ZM138 194V197L136 196L135 197V195H137ZM166 194V193H165ZM18 195V194H17ZM27 195H29L28 193H27ZM43 195V194H42ZM82 195H85L84 193L82 194ZM81 195V196H82ZM115 195V196H114ZM142 195H148V196H145V197H150V196H152V197H150L151 199H154V197H155V199L154 200H156V202L155 201H152L150 198V200H151V202L152 203H150V201L147 199L146 201V204H143V206H142V204H141V206H140V202L141 201H139L138 202V200L137 199H139V198H142L143 196ZM185 195V194H184ZM22 196V195H21ZM32 196V195H31ZM38 196V195H37ZM53 196V195H52ZM55 196V195H54ZM132 196V197H131ZM178 196V197H177ZM186 196V195H185ZM235 196V197H234ZM260 196L262 197V198H260ZM55 197H57V196H55ZM64 197V196H63ZM67 197V196H66ZM70 197V196H69ZM144 197V198H145ZM156 197H157V199H156ZM187 197V196H186ZM227 197V196H226ZM229 197V196H228ZM232 197H234V198H236V193L235 194H232V195H230V197L228 198V199H233ZM238 198H236L235 199V202L233 201L232 202V213H230L226 218H223L224 216H225V214H223L224 216H222V219L220 220V218H221V215L220 214H217V215H213L214 217L215 216H218V220L216 219V217H215V219H216V221H215V219H213V227L214 226H219L220 224V226L219 227H221V229H219L218 230V227H214V228H217L216 229V231H221V232H218L216 235H217V237L216 238H218L219 239V237H221V236H223V238H221V239H219L218 240V244H219V248L221 249L222 247H224V243L223 242H225L226 244L228 243V241L226 242V240L229 238V234H231V233H234V239L235 238H237L238 237V235H239V233L241 232H239V226L238 225H241L242 224V221L244 222V225H245V227L247 228V227H250V226H248L249 224H251V227H252V222L250 221V223L246 226V224H247V221H249V220H251V219H249V217L248 216H244V214H242V212H239L240 210H242L243 208H241L240 206H237V204H236V201L238 202L239 201V199H240V197L239 196H237ZM21 198V197H20ZM31 198V197H30ZM58 198V200H59V196L57 197ZM65 198V197H64ZM68 198V197H67ZM95 198V199H94ZM98 198V200L100 199L101 201H102V205H101V207H100V205L99 206H96V210H94L93 211V209H94V205L92 206V203L93 202H95L96 201V199ZM131 198H132V200L133 201H131ZM137 198V199H136ZM224 198V197H223ZM52 199V198H51ZM50 199V200H51ZM185 199V198H184ZM209 199V198H208ZM25 200V199H24ZM33 201H35L34 199H32ZM58 200H57V202H58ZM60 200H61V197H60ZM59 200V201H60ZM72 200V199H71ZM71 200H69V202L68 203H72V202H70ZM95 200V201H94ZM99 200V201H100ZM140 200V199H139ZM142 200V199H141ZM144 200V199H143ZM170 200H173V205H170ZM170 200H168L169 201V205H168V203L166 204V207L164 208L165 210H163L162 212H166L167 210H169V212H167L168 214H164V215H170L171 216V213L177 208V206H179L178 205V202H176L175 203V201H178V200H174L173 199V196H172V199H170ZM196 200H198V197L196 198ZM225 200H227V199H225ZM234 200V199H233ZM248 200H247V202H248ZM55 201H56V198H55ZM61 201H64L63 199L61 200ZM149 201V202H148ZM166 201V200H165ZM207 201V200H206ZM206 201L204 202V204L206 203ZM219 201V200H218ZM224 201V200H223ZM228 201V200H227ZM27 202V201H26ZM26 202H24V201H21V203L19 202L18 204H17V210H22L23 208H24V206H23V204H25ZM32 202V201H31ZM97 202V201H96ZM95 202V203H96ZM113 202H115V204L116 203H118L117 204V207H116V212H111V208L113 209V211L115 210V206L114 207H111L112 205H114L113 204ZM154 202V203H153ZM231 202V201H230ZM36 203V202H35ZM50 203V202H49ZM56 203V202H55ZM67 203V204H68ZM143 203H145V202H143ZM220 203V202H219ZM34 204V203H33ZM61 204H63V202H61ZM91 204V205H90ZM94 204V203H93ZM99 204H101V203H99ZM138 204V205H137ZM223 204V203H222ZM27 205V206H26ZM60 205V204H59ZM64 205H66L65 203H64ZM194 205V204H193ZM205 205H207V204H205ZM205 205H202L203 206V212H206L208 209H209V207L208 206H205ZM251 205V206H250ZM25 206H26V208H25V211H26V209H27V212L30 214L31 213V210L32 209H34V208H37L39 205H30V204H25ZM30 206H33V208H31ZM91 206H92V211H89V210H91L90 208H91ZM212 206V205H211ZM216 205H214L212 208H214ZM40 207V206H39ZM38 207V208H39ZM52 206H50V207H45L44 209H43V211H45V212H47L46 214H48V218H49V220H47L48 218H46V221H47V223H43V224H38L37 222H35V225L36 224H38V227L40 228H37V230L38 231H47L49 234L48 235H50V237L52 236V234H57V233H63V235H62V237H63V240H62V237H61V235H60V237H61V239H60V241H58L57 240V237L58 236H55V240H57V241H53V240H51V238L49 239L48 237H47V239H49L50 241H49V243L47 242V241H44L43 239H42V237L41 236H43L42 234H41V240L38 238V240H40V241H37L38 243L40 242L41 244H43V247L44 246H46L45 248H49V249H51V248H53L52 249V252L54 253V257L52 258V260H51V262L53 261V263H51V264H61L60 262H58V260L59 261H62V262H64V261H66V260H64V258H62V257H64L63 255H64V252H67L68 250H70L69 251V253H71V255L74 253V254H76L77 252H78V254H77V256L79 257V259H78V262L77 263H82V261L84 262H87V263H84V264H92V263H94L93 261H95V260H97V258H98V260H99V262H100V259H101V254L103 253L104 254V252H105V255H104V257L101 259V261L103 260V261H106V262H104L105 264H107V262H108V260L110 259V257L112 258H115V259H117L118 260V258H119V256L120 255H122V252L123 253H125V252H127V254H128V257L130 258V260H131V264H134V262H136V261H140L142 264H155L156 262H159V264H175V259H180V255H181V251L179 252L178 250H180V249H178L177 251H176V249H177V246L179 247V245H177V243H178V240H179V242L180 241H182L183 243L184 242H187V244H189L191 247L190 248H193V250H194V252L196 253L197 251L196 250H198V249H196V243H197V241H196V239L198 240V237L197 236H199L198 235V231H199V229L200 228H197L196 226H194V224H195V217H192V214H191V212L189 211V212H186L187 211V209L185 208V211H183V212H179L178 213V211H177V213H176V211L174 212L175 214L173 215L172 214V217H175L176 218V220H175V222H173L174 223V227L172 226V224H171V222L173 221H169V219L170 218H172V217H170V216H168L167 218L166 217H164V218H166V220L164 219H162L164 222L165 221H168V223L169 224H171V226L173 227H171L170 228V225L168 224V223H164L162 220H160V224L162 223H164L163 225H161V226H164V228H165V233H164V231H163V227H161V231H160V229H159V231L160 232H162V234L160 233V235L162 236V238L160 239L159 237H156V239L158 240V242H159V239H160V242L159 243H161V242H164L165 241V243H166V246H161V245H163V244H160V246H158L157 248H158V251H157V253L155 254V252H153L152 253V251H151V249H149L151 252V255L149 254L148 255V252H145V250L147 249V248H153V245H152V247L149 245V243H152V240H150L149 238H147L146 237V235H145V239L144 240H141L142 239V237H141V233H142V230H141V228L139 229L138 228V230H137V232H139L140 233V231H141V235H140V237H139V239H137L138 238V236H137V238H133L134 240L131 242V243H129V248L128 247H124L123 249H125V250H121V246H120V251H119V249H117V248H114V247H112V244H107L110 240H113V238L116 236V235H111V234H109L111 231L110 230H108L109 228V225H110V221L107 223L106 222V224H108L107 225V230L106 229H104L105 227H100L98 230H97V228L95 229L94 227H90L91 229H89V227H88V230L86 231V233H87V235L89 234V237H87L86 238V234H85V236L83 237V238H86V239H88V241H86L87 242V245H83L82 243H80L79 244V242H82V241H80V239L78 240V238H79V236L77 235V236H75V233H74V228L76 227L77 228V225H79V220H78V222L76 221V223H77V225L75 226V222L73 223V222H71V221H69L68 220V222H65V221H63L64 219H62L61 218V216L62 215H64V214H62V211L64 210V208H58L57 206V208L58 209H54L53 210V208L52 209H50ZM55 207V206H54ZM62 207V206H61ZM64 207V206H63ZM100 208V209H98V208ZM243 207H244V205H243ZM255 207V208H254ZM8 208V209H7ZM14 208V209H13ZM42 208V207H41ZM49 208V210H46V209H48ZM208 208V209H207ZM241 208V209H240ZM16 209H15V211H16ZM63 209V210H62ZM98 209V210H97ZM218 209H220L219 207H218ZM217 209V210H218ZM222 209V208H221ZM77 210H78V208H77ZM127 210H129V213H128V215L126 214V212H124V211H127ZM136 210V211H135ZM19 211H17V213L19 212ZM24 211V210H23ZM23 211H21L22 213H23ZM33 211V210H32ZM202 211V210H201ZM220 211V210H219ZM92 212V213H91ZM161 212V213H162ZM216 212H218V211H216ZM1 213V214H2ZM15 214V212H14V216H17V215H19V214ZM26 213V212H25ZM38 213H40V212H38ZM144 213V212H143ZM258 213V212H257ZM21 214V213H20ZM41 214H42V212H41ZM44 214V213H43ZM91 214H92V216H93V218H91L92 216H91ZM145 214V213H144ZM184 214V220L186 221L184 224H180V220L179 219H183V216H181V215H183ZM5 215V216H6ZM13 215V214H12ZM11 215V216H12ZM27 215V214H26ZM140 215V214H139ZM162 215V214H161ZM227 215V214H226ZM240 215H243L244 217H241ZM256 215V217L259 215V214H255ZM20 216V215H19ZM19 216H17V218H16V220L19 218L21 221H24L23 219H22V217H19ZM24 216V215H23ZM31 216V215H30ZM29 216V217H30ZM36 216V215H35ZM43 216V215H42ZM44 216H46V215H44ZM163 216V215H162ZM4 217V216H3ZM13 217V216H12ZM27 218L28 220H30V222H29V226L31 225V227L28 229V232H32V233H23V235H21L20 234V232H23L22 230H23V228L26 226V225H24V226H21V224H19L21 227H19V226H17L18 224V221H16L15 222V224H12V225H10V223L8 222L9 220L8 219H10V217L8 218V216H7V218H6V220H7V222L9 223V225L7 226V228L5 229V224H7V223H5L4 224V234H6L5 236H6V238H7V240L9 241H12L13 243L11 244V242H10V244H6L5 243V245L7 246V245H13V247H9V248H3V246H2V248L4 249V251H5V257H4V259H3V263L1 262V257H0V262H1V264H30L29 262L28 263H25L26 261H27V258H26V260L23 258V255L26 253L27 255H32V256H34L33 254H32V251H30L31 249H32V247L30 248V250L28 249H26L28 252H26V250H24V245L23 244H19V242L20 241H22V240H20L19 242H18V234H20L21 236H23L24 237V234H27V237H30V236H34V235H40V234H38V233H34L33 231H34V227H36L35 225H34V223H31V222H34L33 220H31L30 218ZM73 217V216H72ZM80 217V216H79ZM1 218V217H0ZM24 218V217H23ZM55 218H57L56 220H55ZM65 218V217H64ZM70 218V217H69ZM2 219H4V218H2ZM12 219V218H11ZM42 219V218H41ZM80 219V218H79ZM174 219V218H173ZM245 221H244V220ZM5 220V219H4ZM13 220H14V218H13ZM13 220H10V222L11 221H13ZM44 220V219H43ZM111 220V221H112ZM259 220V218L257 219V222H259L258 221ZM2 222H3V220H1ZM42 221V220H41ZM162 221V222H161ZM180 221V222H179ZM254 221V223L256 222L255 220H253ZM44 222H45V220H44ZM133 222H134V220H133ZM135 222H137V221H135ZM184 222V221H183ZM194 222V223H193ZM200 222V221H199ZM12 223V222H11ZM31 223V224H30ZM57 223L59 224V226H61L62 228V230H61V232H60V230L58 229V227L56 226L57 225ZM139 223V222H138ZM179 223V224H178ZM238 224L237 226L235 225V224ZM246 223V224H245ZM23 224V223H22ZM89 224V223H88ZM178 224V225H177ZM219 224V225H218ZM115 225H113V223H112V225L110 226V229L111 230H113V228H111L112 226H114V228H115ZM158 225V224H157ZM156 225V226H157ZM201 225V224H200ZM256 225V224H255ZM255 225H253V228H254V226ZM1 226V227H2ZM29 226H27V228L29 227ZM75 226V227H74ZM80 226V225H79ZM78 226V228L76 229V230H80V228L81 227H79ZM89 226V225H88ZM154 226V225H153ZM236 226V228H234ZM42 227H45V228H42ZM74 227V228H73ZM98 227V226H97ZM122 227V228H121ZM155 227V226H154ZM153 227V228H154ZM159 227H160V225H159ZM212 227V226H211ZM256 227V226H255ZM26 228V227H25ZM85 227H83V229H84ZM169 228L170 229H172L173 231L171 232V230H169ZM175 228V229H174ZM234 228V229H233ZM45 229V230H44ZM66 229V230H65ZM68 229V230H67ZM87 229V228H86ZM155 229H156V231H158V229L155 227ZM208 229V228H207ZM250 229V228H249ZM248 229V230H249ZM252 229V228H251ZM250 229V230H251ZM2 230V229H1ZM134 230V229H133ZM210 230V229H209ZM212 230V232H210ZM208 233H210V234H214V232H213V228L211 229ZM215 230V229H214ZM232 230H233V232H232ZM82 231V230H81ZM90 233H89V232ZM136 231V230H135ZM158 231V232H159ZM176 231V233H175V235H174V232ZM2 232V233H3ZM79 232V231H78ZM108 232V233H107ZM170 232L172 233V236L173 237H169L171 234H170ZM247 233H248V231H246ZM1 233V232H0ZM18 233V234H17ZM34 233V234H33ZM85 233V232H84ZM251 232H249L248 234H250ZM3 234V235H4ZM80 234L82 235V233L80 232ZM106 234H109L111 237H109V238H107V240H105V237H107V235ZM132 234V233H131ZM226 234H227V236L228 237H226ZM262 234L260 235V236H262ZM3 235H2V237H3ZM106 235V236H105ZM108 235V236H109ZM158 236H160L159 235V233L157 234ZM4 236V237H5ZM20 236V237H21ZM26 236V235H25ZM46 236V235H45ZM91 236V237H90ZM160 236V237H161ZM214 236V235H213ZM253 236V235H252ZM250 236V235H248L247 236V238L245 239L244 237H242V240H237V241H235L234 240V242H232L233 240H229V247H231V245H234V246H232L233 247V250H232V252H235V255H232V254H227V252H228V250H230V249H232V248H230V249H228L227 250V252L225 253L226 254V257L227 258H230V256L232 255V256H234V258L235 259H237V261L239 262V258L242 256L243 258H246L247 259V262H250L249 264H264V248H262V247H264V244H262V246H261V244H259L260 246L259 247H261V248H257L256 246H258V243H256V241L254 242V241H251V240H253L252 238H255V236ZM257 236V235H256ZM102 237H104V238H102ZM175 237H176V239L177 240H175ZM200 237V236H199ZM249 237H251V238H249ZM6 238H4V240L6 239ZM26 238V237H25ZM112 238V239H111ZM141 238V239H140ZM153 238H155L154 236L152 237V239ZM34 239H36V236H34ZM33 239V240H34ZM46 238H45V240H47ZM52 239H53V237H52ZM155 239V240H156ZM230 239V238H229ZM231 239H233V238H231ZM259 239V238H258ZM6 240V241H7ZM26 240V239H25ZM25 240H24V242H25ZM32 240V241H33ZM102 240H104V241H106V242H104V241H102ZM118 240V239H117ZM139 240V241H138ZM166 240H167V242H166ZM223 240H225V241H223ZM256 240V239H255ZM31 241V240H30ZM31 241V242H32ZM51 241H53V242H51ZM79 241V242H78ZM114 241V240H113ZM112 241V242H113ZM131 241V240H130ZM150 241V242H149ZM172 241V242H171ZM174 241H176V242H174ZM209 241H212V240H209ZM242 241V242H241ZM244 241V242H243ZM259 241V240H258ZM5 242V241H4ZM23 242V241H22ZM30 242V243H31ZM37 242H36V240H34V242L32 243V244H34V243H36L37 244ZM51 242V243H50ZM102 242H104V243H106L105 244V248H103L102 249V251L101 252H99L97 249L99 248H101V247H99L101 244L100 243H102ZM112 242H109V243H112ZM205 242H208V241H205ZM204 242V243H205ZM9 243V242H8ZM26 243H28V242H26ZM40 243L38 244V245H40ZM217 243V242H216ZM245 243V244H244ZM29 244V243H28ZM32 244H30V245H32ZM35 244V245H36ZM100 244V245H99ZM103 244V243H102ZM118 244V243H117ZM154 244V243H153ZM180 244V243H179ZM192 244V245H191ZM231 244V245H230ZM242 244H244V249H241V247H242ZM23 245V246H22ZM78 245V246H77ZM107 245V246H106ZM177 245V246H176ZM183 245V244H182ZM182 245H181V247L180 248H183L182 247ZM208 245V244H207ZM5 246V247H6ZM19 246H21V248H19ZM41 246V245H40ZM171 246H172V248H173V246H175L174 248H173V250L171 249ZM195 248H194V247ZM205 246V245H204ZM203 246V247H204ZM211 246V245H210ZM226 246V245H225ZM241 246V247H240ZM65 247H67L68 248V250L66 251V249H64ZM102 247H104L103 245H102ZM202 247V246H201ZM202 247V252H201V257H203V255H205L207 252H206V250H205V248H203ZM251 247L252 249H254V255L252 254L251 255V258L252 259H250V252H251V249H249V248ZM39 248H42V247H39ZM38 248V249H39ZM168 248H170L171 250H172V252H171V250L170 251H168ZM225 248V247H224ZM239 248H240V251H239ZM243 248V247H242ZM77 249H78V251H77ZM128 249V250H127ZM196 249V250H195ZM201 249V248H200ZM206 249H208V248H206ZM223 249V248H222ZM221 249V250H222ZM33 250V249H32ZM43 250V249H42ZM77 252H76V251ZM155 250V249H154ZM165 250H166V252H165ZM192 250V249H191ZM192 250V251H193ZM34 251V250H33ZM45 251H47V249L45 250ZM76 253H75V252ZM104 251V252H103ZM122 251V252H121ZM183 251V250H182ZM208 251H209V249H208ZM214 251V250H213ZM213 251H210V252H213ZM250 251V252H249ZM51 252V251H50ZM210 252H208V253H210ZM231 252V251H230ZM253 252V251H252ZM49 253V252H48ZM119 253H120V255H119ZM229 253V252H228ZM2 254H4V252L2 253ZM51 254V253H50ZM66 254V253H65ZM127 254H126V256H127ZM191 254H193V252L191 253ZM196 254H198V252L196 253ZM45 255H47V254H45ZM67 255H69V254H67ZM155 255H156V257H155ZM194 256H195V254H193ZM206 255H210V256H212L213 258H214V256L215 255H212L211 253L210 254H206ZM217 255V254H216ZM52 256H53V254H52ZM76 256V257H77ZM185 256V255H184ZM210 256H208V258L207 259H209L210 258ZM218 256V255H217ZM216 256V257H217ZM221 256H222V254H221ZM221 256H219V259H220V257ZM3 257V256H2ZM24 257H25V255H24ZM35 257V256H34ZM33 257V258H34ZM48 257V256H47ZM47 257H45L46 259H45V263L46 262H48L49 261V258H47ZM74 257V256H73ZM125 257V256H124ZM183 256L181 255V258H182ZM193 257V256H192ZM198 257V256H197ZM211 257V258H212ZM30 258V257H29ZM36 258V257H35ZM38 258V257H37ZM42 259L44 258V256L43 257H41ZM112 258V259H113ZM127 258V257H126ZM154 258H156V260H157V258H158V260L157 261H153V263H152V260L154 259ZM172 258L174 259V261H172ZM210 258V261L212 260ZM242 258V259H243ZM248 258L250 259L249 261H248ZM40 259V258H39ZM77 259V258H76ZM121 259H123V258H119V261H121ZM145 259H146V261L148 262H146L145 261ZM189 259V258H188ZM201 259V258H200ZM218 259V258H217ZM231 259V258H230ZM230 259H228V260H230ZM23 260H25V262H23ZM111 260V259H110ZM69 261H71V260H69ZM143 261H145L146 263H143ZM176 261H178V260H176ZM209 261V262H210ZM218 261V260H217ZM92 262V263H91ZM113 262H114V260H113ZM113 262H110V264H113ZM172 262H174V263H172ZM203 262V261H202ZM202 262H199L200 264H202ZM208 262V261H207ZM49 263H50V261H49ZM68 263V262H67ZM67 263H62V264H67ZM76 263V264H77ZM96 264L98 263V262H95ZM116 263V262H115ZM179 263V262H178ZM213 262H211V264H212ZM231 263V262H230ZM243 263H244V260H243ZM46 264H48V263H46ZM103 264V263H102ZM117 264H120L119 262H117ZM157 264V263H156ZM177 264V263H176ZM210 264V263H209ZM226 264V263H225ZM234 264H239V263H234ZM245 264V263H244Z\"/></svg>",
	"mask_w": 264,
	"mask_h": 264
}]
</instances>
